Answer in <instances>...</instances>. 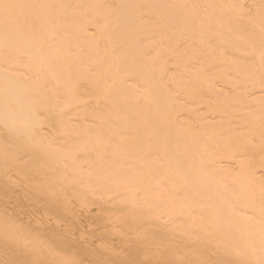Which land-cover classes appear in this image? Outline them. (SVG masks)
I'll return each mask as SVG.
<instances>
[{
    "label": "rangeland",
    "instance_id": "rangeland-1",
    "mask_svg": "<svg viewBox=\"0 0 264 264\" xmlns=\"http://www.w3.org/2000/svg\"><path fill=\"white\" fill-rule=\"evenodd\" d=\"M2 1H4V3H5V4L3 3L4 5L1 4ZM5 1L6 0H1V2H0V5H1L0 6L1 7L0 9L2 10V11L0 10V14L1 13L2 14H5L6 13V10H7V7L6 6H7V4H8L9 1H10L11 4L13 3L17 7H19V4L21 5L23 3L21 6L23 7L24 12H26L25 13V17H21L18 20V24L14 23L15 22L14 19L17 20V18H14L13 19L14 22H12V20H11L10 21L11 22V27L12 28L17 27V29H19V27H20L19 30L20 31L22 30L23 31L22 33H25V34L23 35L22 33H20V31H17L15 34L17 36L19 34V38H21V39H22V37H21L22 35L24 37V36H26V34L29 35L28 33H31L29 36H31L33 34L32 35L33 37L32 38L30 37V38H31V40L33 39L31 43H32V45L34 44L33 45L34 46L33 47L34 49H31V51L28 50L29 52L24 53L30 47L26 48V46H24V47L21 48L20 46L25 45V43L23 41H20L23 44H21L20 42H18L20 39L19 40L18 39L17 40L15 39V42L17 41L18 43L17 44H14V47H13V45L10 42H9L10 44L7 45V41L6 42L4 41L6 43L4 46H7L9 48L11 47L10 49H8L7 47L4 48L3 45H2L3 47L0 45V49L2 47V49L0 50V59H1V61H2L3 58L5 59V57L7 56L6 57L7 58V64L5 63L6 62L5 61L4 62L5 65H8V63H10V62H8V60L9 61L12 60V59H8V57L10 58V56H14V57L18 56L19 55L18 53H21L20 51H22V53H23V54H20V55H23V57H25L26 59L28 58L27 61L29 60V62H27V61L24 62L25 58H23L21 56V58L23 60L20 59L21 60L20 65L22 64V68H21V70L18 69L19 71L18 70L15 71V69L18 66L20 67V65H17L15 63V62L18 63V61H19L18 59L20 57L14 58V60H16L18 58L17 59L18 61L17 60L15 62H14V60L11 61V63L13 62V63L16 64L15 65V64L12 63V66H11L12 69H13V65L17 66L14 70H12V71H14V73L11 72V69H10L11 68L10 67L11 64H9V67L10 68H7L8 69V73L11 72L13 74V76H14L13 79L10 78V77H12L11 76V73H10V75H9L10 77L8 76L7 79L10 78L12 81L11 80H7L6 81L5 79L2 81L0 79L1 80L0 82L2 83V85H11L12 84L11 82H13V80L15 78L17 79V77L19 76V79L20 78L22 79V77H23L24 78L23 81L20 79V81L22 82V84L19 83L20 81L18 82L19 88L16 87V91L14 89L12 90V88H11L9 91L10 92L12 91L13 94H16L17 95V93H14V92H17L18 89L21 90L22 88H20V87L22 85L23 86V91L21 90V92L22 93L24 92V94L27 97H29V98H25L24 100H26V101L23 100L21 102L22 103V108H20L21 107L20 102L17 103V105L19 104V108L20 109H25L26 110V107H27L28 111L30 112V115H29V113H26V115H25V120L26 121L24 119L21 120V123L22 124L25 123L27 125V128L25 127L26 126L25 124L23 125L24 130L26 129L25 132H21V133L20 132L19 133L18 132H14V131H16L15 125L17 124V123L15 124V122H14V124H11V122L10 123L9 122H3V123L0 122V149L2 150V151L0 150L2 152V153L0 152V226H1L0 227V264H63V263L64 264H67V263L68 264H121V263L122 264H131V263H133V264H135V263L136 264H164V263L165 264H168V263H170V264H207V263L208 264H255V261L256 262L258 261L256 264H264V242H263L264 241V238H263L264 237V203H263L264 202V195H262V194H264V189H263L264 188V169L262 168V166L264 167V165H262V161H261V159L259 157L260 156L259 153H263L264 152V146H263L264 145V142H263L264 140H262L261 143H260L261 138L264 137V135H263V133H264V123H263L264 122V120H263L264 119V117H263L264 116L263 115L264 114V109H263L264 108V105L263 104L264 103L262 102L263 99L261 100V98L264 97V95H263L264 94V91H263L264 86L261 87V85H264V83H263L264 82V80H263V78H264V71H263L264 70V68H263L264 67V58H263L264 57V30H263V28H264V20H263L264 19V0H232V1L231 0H207V1L206 0H202V1L201 0H167V2L165 0H164L165 2L163 0H160V1L159 0H156L157 2L155 4H158V1L161 2L160 5H162V8L167 7V5L166 6L164 5L166 3L170 5V6L168 5V7L163 10V12L160 11V10H155L156 8H154V6H157V5H155L154 3H152V2H155V1H152L151 0L150 3H149V1L146 2L145 5L147 7L143 8L145 1L143 0L144 2L142 4V3H140L142 0H139L140 1L139 3L142 4V5L140 6V4H139V7L140 8L139 7L138 8H135L137 10L134 11L137 15H139L138 17H137V15H136V17H134L135 15L134 14L132 15V12L130 13L131 15L128 14L129 12L125 10L126 9L125 6H122L125 3L124 5L128 4L131 7L132 6L135 7L136 0H114V2H113V0L112 1L110 0L111 2H113L116 5H112L113 3H111L108 0H107V2H106V0L105 1H103V0H101V1L89 0V2H88V0H86L87 1V4L88 3L91 4V2H92V5H95L94 2H96V3L97 2L98 3L106 2L107 4L109 2V4H111V5L108 4V6H113L114 9H115V7L117 8L119 6H122V7L125 8L124 9V14L122 13L123 15H125V11H126L127 12L126 15L127 14L129 15L128 18H131L132 17L133 19L134 18H137L138 20L140 19V20L143 21V22L142 21H139V22H142V24L143 23L144 24H147V23L148 24L149 23L151 24L153 21H155L154 18L157 17L156 15L154 16V13L155 12L159 16H165L166 17V18L164 17L165 19L164 18L158 19L159 17H157V19L159 21L156 20L157 22L156 21L155 22H156V25H158L157 26L158 28H155L154 27L155 25H153V27H151V25H149L150 26V29H149L148 28L149 26L145 27L146 25L143 24L144 28H148V29H145V30H147V32H149L151 29L154 28L150 32L152 34V32L155 31L153 33V35H152L154 37L151 36L149 38V36L151 35L150 33H148L149 35H147L148 38L151 40L150 42H152L154 40L156 41V42L154 41V42L150 43V45H149V40H148L147 36H145V34L147 33V32L146 33L144 32L145 30H143V34L142 33L140 34V32H138V33L135 32L136 30L135 31L134 30H131V32H129V30L128 31L126 30L129 34L130 33H133V32H135L137 34V35H135L133 33L135 35V38L134 39L137 38L139 40L140 37L138 38V36H140V35H144L145 36V37L143 36L145 38L144 41L147 38V40H148L147 42L148 43L145 41L146 44H147L145 46H146V48L151 47L152 49L149 48L151 50L150 52H149V49L147 50L145 48L147 50V52H146L145 49H143L145 51L144 53H145L146 56H143L142 59L145 60L148 57L147 59L150 60L151 58L154 59V57H155V59L157 60V57H159L158 58V61H156L154 59L156 62L155 61H151V60H150L151 62H149V60H147L149 62V65H150L149 68L151 67L150 69H148V71H146V72H149L151 74V77H149L150 79L148 80V82L149 81L150 82L152 81V82H151V84H150V82L149 83L146 82V85L148 87L150 85H154L155 86L157 84L158 85V88H157V85H156L154 87L155 90H152L151 89V87L153 88V86H151L150 89H148L146 87V85L144 84L145 82L144 83L142 82L143 83V87H142V83L141 82H136V81H141V80L137 79L133 75L126 76L125 73H127V72H123L122 71V70H124L123 68H125V67L122 66L124 64V61L125 60L122 59L121 58L122 55L120 57L118 53H117V56H116L115 53L117 51L112 52L111 50H108V51L102 50L104 53L106 51V53H108V55H110V54L113 53L115 56H113V54H112L111 57H110L106 53H105L106 55L103 53V55H102L103 58H101V57L98 56L99 57L98 59L97 58L93 59L92 54H95L94 55V57H95L96 56V53L95 52L97 50L94 53H92L93 52L92 48L95 47V49H96V47L101 44V40H103V39H101L102 38V34L100 36L101 38L98 37V39H96L97 38V34L100 32V31L98 32L97 29H99L100 28L99 26H101V25L100 24H94V26L99 27V28H96V27H92V24H93L92 22L91 23L88 22L89 24H91V26H90L87 23V20L88 19L86 20L84 18V16L86 17V15L87 16L88 15L90 16V14H85L84 15V12H83V16L82 15L81 16H79V15L76 16V14H74L75 19H76V21H75V19H73L74 17L72 16V13L73 12L74 13H77V12H75V9H76V11H78L79 9H78V7L76 5H74V3H75L74 0L70 1L71 3L69 2V0L68 1L65 0V2L67 1L66 2L67 8L70 7L68 5L73 4V5H71L72 8L70 7L71 10L73 9V12L71 14L69 13L72 16V19H71V16L69 14H68V17H70L69 19L71 21H73V20L75 21V23L73 22L74 24H71L70 23L71 21L70 20L69 21L67 20L68 17H66L67 16L66 14H65L66 15L65 16L62 13V17H61V15L58 14L57 17H56L57 18V22H56V20H55L56 18H54L55 15L53 16L51 14L49 16L48 15L49 14L48 12H46V11L44 12L42 10V9H44L43 6H41L43 3H45V2L46 3H50L51 2L52 5L51 6H48V7H52L53 6L54 8L55 7L57 8L58 5H61L60 4L61 0H51V1L50 0H46V1L45 0L43 1L42 0V2H41V0L40 1L39 0H36L35 2H34V0H20V1L19 0H14L13 2H11L12 0H7L8 2L7 1L5 2ZM57 1H58V5H56ZM124 1H126L127 3L124 2ZM63 3H64V1H63ZM118 4H119V6H117ZM203 4H204V6H203ZM211 4H213V5H211ZM31 5H33L32 7H40L42 9L39 8L38 10L36 9L37 11L36 10H32L31 11V10H29V8H31ZM163 5H164V7H163ZM227 5H228V7H227ZM74 6H76L77 8L76 7L73 8ZM174 6L177 9H175ZM211 6L213 7V10H212V7ZM2 7H4V8H2ZM59 7H62V5L59 6ZM126 7H128V6H126ZM173 7H174V9H173ZM70 8L68 10H70ZM144 9H148V11H145ZM40 10H42V12ZM119 10H120V8H119ZM142 10H144V12H142ZM138 11H140L142 13H140ZM153 11H155V12L153 13ZM183 11L185 12L186 15L184 14ZM69 12H71V11H69ZM111 12H114V11H111ZM111 12L109 11V13H111ZM147 12H150V13L148 14ZM197 12H199V14ZM231 12H232V14H231ZM146 13H147V15H146ZM167 13L170 16H174L175 15L176 16V20H175L176 22L175 21H172L170 24H168L166 22L167 21V15H166ZM229 13H230V15L233 16V18L232 17L229 18V16H230ZM19 14H23V13H19ZM34 14H36V15H34ZM191 14H193V15L196 16V19L195 20L193 19L194 16H192ZM214 14H215V16H214ZM150 15L154 16V18L151 17ZM182 15H184V17ZM224 15H226V16L229 15V16L225 19L223 17ZM59 16H60V18H63V20H64V18H66L65 19V22L66 21H68V22L66 24H63L64 23L63 22L62 24L60 23L61 25H59L58 23L63 21V20L62 21L58 20L59 19ZM105 16H106V14H105ZM105 16L103 15V17H105ZM108 16H109V19H108ZM127 16H123V17L127 18ZM179 16H182V19H183L182 22L180 20L181 17H179ZM187 16H188V18H187ZM29 17H30V19H29ZM76 17H79V18H76ZM91 17L92 16H90L89 18H91ZM110 17L113 18L114 15L107 14L106 18L108 19V21L105 20L104 23H106V24L109 23V26H110V25L113 24V23H111V21L112 22H115L116 21L115 24L118 22L117 23V26L120 27L122 25V27H123V28L122 27L119 28V30H121L120 31L121 33H118V35L117 34L115 35V32L116 31L115 32L113 31V33H114L113 35L120 37L119 34H121V37L122 38L127 37V36L129 37V35L127 33H125L126 31H124L126 29L125 26H127L128 25L127 23H129V20L126 19L127 20V23L126 22H123V20H122L121 21L122 24L120 25L121 22L120 21H117L116 19H114L117 16H115L113 18L114 21ZM148 17H151L154 20L151 21V19L148 18ZM200 17H201V19H200ZM213 17H214V19H213ZM121 18L122 17H119L118 19L121 20ZM125 18H123L124 21H125ZM254 18H255V21H254ZM257 18L259 19V21H258ZM51 19L52 20L54 19L55 21H52V22H56L58 26L56 25V23H52L51 24V22H50ZM147 19L150 20V21H148ZM163 19H164V21H160V20H163ZM38 20H40V21L38 22ZM91 20H88V21H91ZM184 20H185V22H184ZM235 20H236V22H234ZM251 20L253 21V23H250ZM83 21L84 22L86 21L87 26H88V27L86 26L87 28H84L85 26H83V28H82L81 27L82 24H80L79 26H75L76 29H74L73 25H75L76 23L79 24L78 22L82 23ZM44 22H46L45 25H44ZM84 22H83V25L86 24V23L84 24ZM158 22H161V24L158 23ZM162 22H164V23L166 22L165 25ZM189 22H190V25H189L190 27H187L188 24H189ZM194 22H195V24L196 23H199V25L201 27H199L198 24L195 25ZM229 22H230V24H229ZM20 23H23V25L20 24ZM125 23H126V25L124 26L123 24H125ZM204 23L207 24L206 25L207 27L204 26L205 25ZM214 23L217 25V27L215 25H213ZM13 24H15V27H13L14 26ZM172 24H173L174 27L173 26H170ZM253 24H255V25H253ZM53 25L56 26L57 30H58V27L61 28L62 25H64L63 27L65 29H66V27H67V29L70 27L71 30L69 29V33H71V35L74 34V37H75L76 34H77L78 37L80 35L82 36L83 35V32H84V35L87 34V33H90V34H87L88 36L87 35L86 36L83 35L84 37H86L85 39H84V37H79L78 39L75 37V39H77L78 41L74 40V38L72 37L73 40H74L72 42H75L76 41V42H78V44H80V47H79V45H78V47H76L77 43L75 42L76 45H75V43H71V37H70L71 35L68 32H67V34H69L70 36L69 35L67 36L64 32L62 33L63 36H62L61 33H60L61 36H60V34L59 35L56 34V33H59L58 31H61V32L62 31H66V30H64L63 27H62L63 30L60 29V30L57 31L56 29H54L55 26H53ZM65 25H68V26H65ZM162 25H163V27H162ZM166 25L168 27H164ZM208 25L211 28H208L209 27ZM143 26H141L142 29H143ZM194 26L195 27L198 26V27L195 28ZM228 26H230L231 29ZM159 27H161V28H159ZM253 27H254V29H253ZM80 28H82V31H79V30H81ZM166 28H168V32H167ZM189 28H190V30H189ZM220 28H222V29H220ZM235 28L237 30L235 32H232V31L235 30ZM38 29H40V31ZM48 29H49L48 32H50V34H49L50 36H51V32L54 29V30L57 31V32L56 31H53L54 33L56 32L55 34L54 33L52 34V36L54 38L56 37L54 35H57L59 37H56V39L57 38L59 39L60 37H61V39L63 38L64 40L66 39L67 41L70 39L69 41H70L71 44L68 43L69 41L66 42L67 44H64L65 42H63V39L61 41V42H63V47L62 46L59 47V45H61V44H59L60 40H58L59 41L58 42L56 39H53V41L55 40L56 43L54 44L55 41L52 43V40L51 39L53 37L51 38V37H49L47 35L48 34L47 33V30ZM85 29H88L89 31L87 32V30H85ZM107 29H108V27H107ZM157 29H159L158 32H157ZM169 29L171 30V32H169L170 31ZM194 29H197L198 31L201 30V32H199L201 35L198 33L197 30H194ZM223 29H224V31H223ZM72 30H74V33L73 34H72V32H73ZM75 30H76V33H75ZM109 30H110V28H109ZM119 30H117V31H119ZM140 30H141V28L138 31H140ZM160 30H162V32H160ZM212 30L218 31V32L215 33V32H212ZM227 30L230 31L231 34H233V37L230 35V33L227 34L228 33ZM250 30H251V32H250ZM259 30H261V31H259ZM94 31H95V33H94ZM123 31H124L125 35L127 34V36H124ZM164 31L167 32V33H165ZM256 31H257V33H255ZM80 32H82V34H80ZM91 32H93V33L91 34ZM141 32H142V30H141ZM192 32H194V33H192ZM219 32H222V34L219 33ZM248 32H250V33H248ZM44 33H45V36L46 37L42 35ZM100 33H102V32H100ZM159 33H165V35H162V34H159ZM240 33H241V35H240ZM242 33L244 34V36H243ZM111 34H112V31H111ZM155 34H157V35H155ZM216 34L217 35L218 34L219 35L221 34V36L223 35L224 38L227 36L226 37L227 39L226 38L225 39L223 38L225 40V42H227L228 35H229L230 36L229 39H231V40L234 39L235 40V41L234 40H232V41L230 40V42L232 44L229 42V45L231 44L232 47H233V44H234L233 41H234L235 42V46L238 45V46H236V48H238V49H236L234 47L233 49L234 50L236 49V50L235 51L232 50L233 52H231V50H230L232 48V47H230L231 45L229 46L230 48H228V46L224 45L225 44L224 41H223L224 44H223V42L221 43V41L223 40L222 37H220L219 35H218L219 37H217ZM249 34L252 35V36H250ZM91 35H92L93 39L90 38ZM93 35H95V36H93ZM98 35H100V34H98ZM113 35H112V37H113ZM130 35H131V38L133 39L134 36L132 34H130ZM160 35L164 39H165V36H166V38H168V37L171 36L170 38L172 40L170 38H168L164 42V39ZM193 35H194V38L192 37ZM234 35H236L235 36L236 39L234 38ZM255 35L257 37H255ZM259 35H262V36H259ZM38 36H39V39L40 40L38 39ZM64 36L66 38H64ZM156 36L159 39L156 38ZM42 37L45 40L44 43H43V41L40 42ZM110 37H111V35H110ZM198 37L203 38L202 39L203 42ZM216 37L219 38V39L221 38L220 39L221 46L223 44L225 47L224 46H222V47L223 48H227L230 51L229 53H232V54H230L229 57L227 56L228 50H226V49H225L226 50V54L225 53H222V54H225L226 55V56L223 55L226 58L225 57H221L222 56L221 52L224 51V49H222V47H220V45L218 46V44H220V43L218 42L219 40L216 39ZM237 37L238 38L241 37V41L242 42L240 41V38L238 39ZM261 37H262V39H261ZM36 38L39 41H37ZM46 38H47V40H46ZM114 38H116V37H113L112 38V41H113ZM131 38L129 37L128 39H131ZM161 38L163 39V41H162ZM212 38H214V39H212ZM256 38H258V39H256ZM34 39H36V40H34ZM190 39L193 40V41L195 39H198V40L192 42V41H190ZM249 39H251V42H253V39H254V42L253 43H255V44H252L253 46L249 43L250 42ZM94 40H96V41L98 40L99 45H96V42ZM136 40H133V42L136 41ZM140 40H139V42H141V43L144 42L143 41V38H142L141 41ZM159 40H161L162 44H160ZM205 40L206 41L209 40V42L207 41V44L209 43L208 45L207 44L204 45ZM214 40L216 42V43H214V44H216L215 48H214V45H213ZM35 41L37 42V44H39V45L41 44V45L38 46L35 43ZM119 41H121V39H119L118 42ZM122 41H124V40H122ZM210 41H212V42H210ZM236 41L237 42L239 41V42L237 43ZM247 41H248L249 44L248 43H243V42H247ZM4 42H2V43H4ZM50 42H51L52 45L53 44L54 45L52 46L50 44ZM124 42H126V41H124ZM131 42H132V40H131ZM131 42L128 41L127 42L128 45H129V43L131 44ZM19 43H20V45H19ZM47 43L49 44L48 45L49 46V49L48 50L46 49ZM136 43H137V41L135 42V44ZM144 43H142L140 45H139V43L136 44V46H137L136 48L139 50V48L141 47V45H143ZM163 43L165 45H163ZM0 44H1V38H0ZM81 44L82 45L84 44V45L82 46ZM90 44H91V46H90V49H89L88 46ZM151 44H153V45L151 46ZM257 44H258L259 47L256 46ZM68 45H70V46L72 45L71 47H69V48H72V49L69 50ZM131 45H134V44H131ZM131 45H129V46L131 47ZM148 45H149V47H148ZM158 45H161V46H158ZM242 45H244V46L242 47ZM249 45H251L252 48ZM254 45H255V47H254ZM261 45H263V46L261 47ZM42 46H43V48H41ZM64 46H65V48H64ZM203 46H204V48H203ZM82 47H85V48L83 49ZM132 47H135V46H132ZM142 47H144V46H142ZM212 47L215 49V51L217 49L216 47H218V49H217L216 52H217V54H219V56L221 54L220 58L216 56L217 54H215V52L214 53L212 52V50H214V49L211 50ZM61 48L62 49L64 48V50L65 49L66 50L65 51L64 50H61L60 51ZM136 48H134V49H136ZM168 48H170V49H168ZM206 48H207L208 51L210 50V53L208 51H205ZM260 48L262 49L261 51H259ZM19 49H20V51H18ZM43 49H45V50H43ZM79 49H81V50H79ZM137 49H136V52H138ZM249 49H250V53H249L250 55L248 53H247L248 55H246V52ZM256 49H258L259 52H257ZM38 50H39V53H38ZM67 50H69V51H67ZM71 50H73V51H71ZM11 51L13 53H10V56H9L8 52H11ZM244 51H245V54L242 53ZM15 52H18V53H15ZM32 52H34V53H32ZM75 52H76V54H75ZM79 52L80 53L84 52V54L82 53V55L84 57L83 56H80V53ZM89 52H90L91 55L89 54ZM133 52H135V51H132V53ZM206 52H208V53H206ZM261 52H262V55H261ZM14 53L16 54V56L15 55H11V54H14ZM62 53H64V54H62ZM162 53L164 54V56H163ZM233 53H234V55H233ZM257 53L258 54L260 53V54L257 55ZM28 54H33L35 57L33 55H30V57H29ZM56 54H58V57H57ZM138 54H140V53L138 52ZM157 54H158V56H157ZM212 54H213L214 58H216V59L219 58L220 60L218 62L216 61V59L214 60L212 58L213 57ZM240 54H242L243 56L245 55V57H242ZM251 54H252V56H251ZM134 55L135 54H130L129 55V58H131V56H133V59H135L134 61H136V56L138 57V55H136L135 57H134ZM142 55H143V52L139 56H142ZM169 55H171V56H169ZM173 55H176L177 57L176 56H173ZM206 55L207 56L210 55L211 56V59H206ZM232 55L235 58L234 59L235 60L234 62L232 61L233 59L231 58V57H233ZM50 56H51V58H50ZM104 56H106V58H104ZM118 56L122 59V65H120L121 66V70H120L121 72H117V74H118L119 77L117 76L118 78H115L118 81V83L115 80L113 81L112 80L113 78L110 77V76H108L109 74L108 75L107 74L105 75V73H103V71L102 72H99L98 71L99 68L97 69V67H96V69H97L96 71H98L99 73L98 72L97 73L100 74V75L97 74V76L95 77V75H96L95 72L96 71L95 72H92V71L95 70V68H94V65L95 64H97V66H98V64H100L99 62H102L103 61L101 59L106 60L107 58H109L110 60H113L114 59L113 57H116L114 60H116L118 58L117 59L118 60L117 62H119L121 59ZM123 56H124V54H123ZM203 56H205V57H203ZM238 56H240L239 57L240 59L237 60ZM258 56H260L259 57V60L257 58ZM46 57H47V59H46ZM90 57H92V59ZM161 57L163 58L162 59L163 60V63L166 60H167V62L164 63V64L161 63L162 61H159V60H161L160 59ZM184 57H185V59H184ZM31 58H34V62H33V60ZM207 58H209V57H207ZM227 58H229L228 59L229 61L227 60ZM230 58H231V61H230ZM42 59L44 60V62H43ZM48 59H51V60H48ZM86 59H87V61H86ZM96 59H97V62H96ZM109 59H107V60H109ZM133 59L132 60L130 59V60L133 61ZM139 59H140V57H139ZM252 59H254V61H252ZM61 60H63V61H61ZM72 60H74V61H72ZM202 60H203V62H201V63H203L205 65V67L202 66L201 63H199ZM225 60H227V62H225ZM250 60L252 62H250ZM1 61H0V63H3V61L2 62ZM47 61H49V62H47ZM56 61H57V63H56ZM93 61H95V62H93ZM209 61H211L212 63H213V61H215L214 64H212V66L214 65L215 68H214V66L213 67L211 66L214 70L213 69H210L211 67L209 65L211 63ZM220 61H222V62H220ZM23 62H24V64H23ZM26 62H27V65H25ZM36 62L40 66H38V64ZM46 62L50 65L48 68L46 66V64H47ZM50 62H53V64L56 67H53L52 63H50ZM83 62H85V63H83ZM133 62H129L128 64L130 66L128 67V64H127V68H130L131 67V64L133 66L137 65V64H134ZM159 62L163 65V67H161V64ZM188 62H189V64H188ZM230 62H232L233 64L234 63H237L235 65V68H234V66H232L233 64H231ZM248 62H249V64L250 63L251 64L254 63V64L257 65V66H255L253 64V66H254L253 67L254 68V72L252 70L253 69L252 67H250L249 65H248L249 67L247 66ZM32 63H34V64H32ZM35 63H36V66L37 67H39V68L41 67L40 71L41 72L44 71V74L45 75H42L40 73L39 68H36ZM222 63H223V66L222 67L228 66V65H226V63L227 64H230L227 67V69H230L231 68L230 70L233 71V72L230 71V73H228L226 75L227 78H224V76H225V73L227 71L229 72V70H227L225 68L226 71L225 70L223 71L222 70L223 68H221ZM78 64L79 65L81 64V66H79ZM82 64H84V65H82ZM118 64H120V63H118ZM125 64H124V66H126ZM153 64L154 65L156 64V65L154 66ZM3 65L4 64H1L0 67H3ZM159 65H160V67H159ZM185 65L186 66L188 65L187 66L188 68L185 67ZM244 65L247 68H245ZM101 66H102V63H101V65L99 67H101ZM120 66H119V69H120ZM206 66H208V68ZM242 66H243V68H245V71L249 68V71L250 72H248V73L251 75V77L254 76L253 78L255 80L254 79L252 80V78L250 80L249 75H247L248 77L245 75V74H247V72H245V74H244V72H243L244 69L241 68ZM30 67H31L32 70L31 69L29 70ZM51 67H53L55 70H53V68H51ZM86 67H88V68H86ZM152 67H154V68H152ZM255 67H256V69H255ZM257 67H259L260 71H259V69L257 70ZM4 68L5 67H3V69ZM34 68H35V70H34ZM85 68L87 70H90L91 69L92 71L91 70L90 71L92 73L90 74V71L85 70ZM155 68H157V70ZM159 68L160 69H163V71H165V72L161 71ZM218 68H220L219 69V72H217ZM240 68L242 69V72H241V70H239ZM9 69H10V72H9ZM45 69H47L46 70L47 73L45 72ZM69 69L70 70L72 69V70L70 71ZM83 69L85 70V72H89V73H85L83 71ZM119 69H117V70H119ZM186 69H187V71H186ZM215 69H217V70H215ZM36 70L39 71V73L38 72L36 73ZM52 70L55 71L56 73H59V74H56L55 72L53 73ZM81 70L85 74L80 73V72H82ZM100 70H103V69L100 68ZM125 70H127V69L125 68ZM130 70H131V68H130ZM150 70H151V72H150ZM154 70L155 71H158V72H155ZM221 70H222V72H221ZM238 70L241 73H238ZM5 71H6V68L4 69L3 72H1V68H0V72H1L0 75L1 74L2 75H7L8 73H7V71L6 72ZM17 71L20 72L23 76L21 77L19 75L20 73L18 74ZM23 71H26V72H23ZM78 71H80V72L78 73ZM256 71H258V72H256ZM15 72H17V74ZM63 72H64V74H63ZM119 73L120 74L123 73V74H121L123 76H121ZM220 73H222V74H220ZM233 73H238V74H233ZM256 73H257V76H258V74H260L261 77L260 76L259 77L260 78L263 77V78L260 79L259 77L257 78V76H256V78L258 79V80H256L255 75H254ZM36 74H41L44 79L41 76L38 77ZM92 74H93L92 79L89 78L90 80H92V82L90 80L87 81L88 80V77H91ZM102 74H104V76ZM154 74L157 77L156 76L154 77ZM53 75L54 76L56 75V76L54 77ZM152 75H153V78H152ZM218 75H219V77H217ZM228 75H229V78L231 77V79H233V80L228 79ZM36 76L39 79L36 78ZM102 76H103V78L106 77V76L107 77L103 79L104 82L101 83L102 84L101 85L102 87H99L98 88L97 86L94 85V82H95V79L97 81V77H98L99 80L102 79ZM129 76L132 79H130ZM28 77L29 78L32 77L30 79L33 80V81L31 82V80ZM120 77H121V79H120ZM126 77H128V79H129V80L127 79L128 80L127 81L128 83L125 81ZM133 77H135V79ZM27 78H28V81H27ZM84 78H86V81H85ZM151 78L153 80H151ZM45 79L46 80L49 79L51 82H49V80L47 82ZM106 79H108V81ZM235 79H236V81H235ZM29 80H30V82H29ZM65 80H66V82H65ZM71 80H73V81H71ZM110 80H112L113 82L110 81ZM230 80L233 81V82L235 81L234 84H235V86H237V88H236L237 92L235 90H232L231 89L232 88L231 85H234L233 83H227L226 82V81L229 82ZM262 80H263V82H262ZM4 81H6L7 84ZM24 81L29 82V83H27L28 85ZM37 81H39V82H37ZM61 81H63L67 86H65V84L63 82H61ZM101 81L102 80H100V82ZM242 81L243 82L246 81L245 83H247V84L243 83ZM254 81H256V82H254ZM8 82H10V83L8 84ZM34 82L35 83H38V84L35 86L33 84ZM57 82H59L58 83V86H56L57 85ZM225 82L227 83V85H226ZM251 82L254 83V84H251L250 85L249 83H251ZM260 82H262V84H260ZM49 83L50 84L51 83H53V84L55 83V86H53L51 84L53 86V89H50L52 86H50ZM107 83H109L111 85H109ZM132 83L135 84V85H133ZM152 83H154V84H152ZM258 83H259V87L257 85ZM90 84H92V86H90ZM117 84H118V86L121 85V84H124V85L116 88ZM59 85H61L60 86L61 88L59 87ZM112 85H113V88H112ZM114 85H116L115 88L117 90L114 88ZM127 85L128 86H131L132 88L131 87L129 88ZM167 85H168V88L169 89H166L167 88ZM248 85H250V86H248ZM254 85H255L256 89H255ZM25 86H26V89L28 88L27 90H29L32 93H30L28 91H24ZM40 86H42L41 87V90L42 91L38 89V88H40ZM83 86H84V88H83ZM105 86L108 88V90L109 89L112 90V93H111L112 94V99H115L114 102H116V103H114L113 100L111 99V97H109L111 95L110 93H108L110 90L107 92V88H105V91H104V87ZM144 86L146 87V89H145ZM160 86L162 87V89H164L163 90L165 92L164 94L165 95L167 94L166 96L167 97L169 96L171 98L167 99V97H164V94H162L163 91L162 90L160 91V89H159ZM163 86H164V88H163ZM246 86H248V87L246 88ZM35 87H37L36 89L38 91L35 89ZM55 87H56V89H55ZM122 87H124L125 89L128 87L127 90L130 89V91H131V89H132V92H129V91L127 92V90L125 91ZM65 88L67 90H69L68 94L63 93V91L65 92V90H66ZM120 88H122L123 92H122V90H120ZM142 88L145 89L144 91L147 90L146 93H144L143 91H141ZM57 89L59 90V92L57 91ZM60 89H62V90L64 89V90L63 91L61 90V92H60ZM118 89H119V91H121L120 93H122V94H120V93H118V94H120V97L122 99L125 98L124 99L125 101H127L126 98H128L129 96H131V95L128 96L127 95L128 93L132 94V97L133 98H136L138 100L137 101L135 99V102H134L133 101L134 99L132 98L133 99L132 100L130 98V100H132L131 101L132 104L133 105H136V106H134V108H132V109H134V111H131L132 110L130 108L131 102L129 104V101H127L128 102V105H127L126 104L127 102L124 101L125 102L124 103L120 97L117 98V96H116L114 98V95L117 94L116 91L119 92ZM133 89H135V90H133ZM158 89H159V91L161 93L158 92ZM245 89L247 90V93H249L250 95H248L246 92L245 93L247 95L244 92H242V91H245ZM254 89H255V91H254ZM34 90L37 91V92H40V93H37ZM67 90H66V93H67ZM113 90H116V91L114 92ZM148 90H150V93H149ZM156 90H157V94H156V92L154 93V91H156ZM46 91L47 92L49 91L50 95L53 96V97H51L49 95V93L47 94ZM124 91L126 93H124ZM135 91L136 92L138 91V93L141 91L139 94H141L143 92V95L147 94V92H148V95L147 96L145 95V97L144 96L142 97V95H141V97H140L139 95H134L136 93ZM227 91H228V93H227ZM230 91H231V94H230ZM133 92H135V93H133ZM151 92L153 94H156V95H158V93H159L160 95L163 96V97L162 96L160 97V95H159V99L161 98L163 100V99L166 98L163 101L170 100L169 102L170 103L172 102V103L171 104H168V105H170V107L172 105V107L171 108L170 107L169 108H166V107L165 108L164 107L162 108V107H158V106L156 107L154 105L155 104L154 97L157 98L158 96H156V95L153 96L151 94ZM259 92H260V95L261 96L258 94ZM26 93H28V94H26ZM59 93H60V96H59ZM138 93H136V94H138ZM238 93L239 94L240 93H242V94L244 93L245 96L242 95V94H240V96L237 98V96L239 95ZM251 93L253 94L252 96H251ZM30 94H31V96H30ZM124 94H126V95H124ZM150 94H151V98H150ZM33 95H34V97H33ZM95 95H96V97H95ZM105 95L106 96L108 95V97H106ZM225 95L228 96V97L224 100ZM69 96L72 99H70ZM104 96L106 97V101L110 99L109 100L110 103L112 101L113 104L111 105L107 101V103L110 104V105L107 104V107H105L106 106L105 101H101V100H105V97ZM246 96H247L248 100L246 98H241V97H246ZM255 96H256V98H259V96H260L261 103L257 101L258 99H254ZM42 97H44V98L47 97L46 100L48 102L46 101V104L44 103L45 101H43V100H42L43 101L42 103H39V101L42 99ZM202 97L204 98V100H203ZM50 98H51V101H50ZM156 98H155V101H156ZM218 98L221 100V103L219 102L220 100ZM118 99H119V101H118L119 102V105L121 103L120 107L122 106L121 108L119 107L120 109L119 108L116 109V107H118V104H117L118 102L116 100H118ZM120 99L124 103V105H122L123 103L120 102ZM161 99L158 100V102L159 101H162ZM215 99L216 100L218 99V101H217L218 104L216 103ZM234 99H236V101H237V102H235L236 104L235 103H232V100H233V102L235 101ZM243 99H245L244 100L245 102H246V100L247 101H250V102H248L249 104L246 103L245 104V107L242 109L243 111H245L244 113L240 110L241 109V105L240 104H242ZM95 100H96L97 103L95 102ZM128 100H129V98H128ZM145 100H147V101H145ZM201 101H203V102H201ZM211 101L212 102L215 101L216 104L215 103H212ZM222 101H226V103L224 104ZM102 102L105 103V104H103ZM210 102H211V105L212 106L213 105H215V106L212 107L210 105ZM251 102H252V104H251ZM29 103H33V104H29ZM49 103L52 106H50ZM98 103L104 105L103 108ZM136 103H138L141 107L138 106V104H136ZM34 104H35V106H34ZM47 104H49V106ZM76 104H77V106H76ZM97 104L100 107L97 106ZM115 104H117V106L115 107V110H114L113 109L114 108L113 105H115ZM24 105H25V108L23 107ZM55 105L57 106L58 109H56V106ZM218 105H219V107H218ZM220 105H222L223 107L220 106ZM227 105H230V106L227 108ZM233 105H235L234 107H236V106L237 107L236 108H233ZM248 105H250V108L248 107ZM37 106H40V107L38 108ZM43 106H44V109H43ZM124 106H126V107H124ZM185 106H187V107H185ZM242 106H244V105L242 104ZM259 106H260V108H259ZM36 107H37L38 110L36 109ZM68 107H70V109ZM108 107H109V109H108ZM135 107L138 108V109H136ZM155 107H156V109H155ZM216 107H218V108H216ZM251 107H252V109H251ZM30 108L33 111V115H32V111L29 110ZM50 108L52 109V111H51ZM59 108H61V109H59ZM96 108L98 110H96ZM208 108H210V110ZM230 108H233L234 110L233 109H230ZM246 108H248V110L251 113H248L247 112L248 110ZM257 108H259V109L262 108V109L259 110ZM80 109H82V110H80ZM175 109H177V112L178 111L179 112L177 113ZM213 109H215V110H213ZM35 110H36V112H35ZM92 110L93 111L95 110V111L93 112ZM101 110H103V111H101ZM141 110H142V112H140ZM157 110H159V111L157 112ZM183 110H184V112H183ZM211 110H213V111L211 112ZM221 110H223V111H221ZM226 111H227V113H226ZM76 112H79V113H76ZM132 112H134L133 113L134 115L132 114ZM146 112H147V114L148 113L149 114L147 115ZM190 112H192V113H190ZM229 112H230V114H228ZM246 112L249 115H247ZM261 112H262V114H261ZM63 113H64V115H63ZM142 113H143V116H140V115H142ZM169 113H173L172 114L173 116L172 115H169ZM214 113H216V114H214ZM65 114H67V115H65ZM51 115H53V116H51ZM239 115L242 118L244 116L247 121H248L249 118H251V119H249L250 121L248 122L249 123L248 124L249 127L246 124V122H247L246 120L245 121H242V120L239 121L238 120V118L240 117ZM253 115H255L254 116L255 118L253 117ZM256 115H258V117L261 115L260 117H262V118H258V117H256ZM146 116H148V117H146ZM150 116H151V118H150ZM224 116H225V118H224ZM233 116H235V117H233ZM246 116H248L249 118L246 117ZM27 117H28V119H27ZM50 117H52V118H50ZM107 117H108V119H107ZM229 117L231 119L234 118L235 120H231ZM241 117L239 119H242ZM62 119H63L64 122L62 121ZM68 119H70V120L68 121ZM169 120H171V121H169ZM225 120L226 121L228 120L229 122L230 121H233V122L230 123L231 125H229V122L227 123ZM38 121H39V124H37ZM157 121H158V123H157ZM56 122H58V123H56ZM68 122H71L72 124H70V123L68 124ZM121 122H124V123H121ZM126 122H128L130 125L128 123H126ZM220 122H224L223 123V124H225L224 127H223V124H221ZM244 122H245L246 125L244 124ZM251 122H253V123H251ZM257 122H258V124L255 125V123H257ZM259 122H260V124H259ZM100 123H101L102 126L100 125ZM211 123H213V125ZM89 124H90V126H89ZM133 124H134V126H133ZM173 124H174V126L175 125H177V126L174 127ZM72 125H74V126H72ZM184 125L186 126V128H185ZM226 125L228 127H230V126H232L233 128L235 127V129H233V128H229L228 129V127H226ZM37 126H38V128H37ZM124 126L126 128H127V126H129V127L126 130V128ZM161 126H163V127H161ZM191 126L192 127L194 126V127L192 128ZM211 126H214L216 129L222 130L220 132L217 130L221 134H219L217 131H216V133L213 132L214 130L209 131L210 129H215L214 127L211 128ZM103 127H105V129ZM8 128L10 130H8ZM100 128L102 129V132H101V129ZM120 128H121V130H120ZM141 129H143V130H141ZM177 129H179V130H177ZM225 129H226V131H225ZM230 129H232V130L229 131ZM11 130H12V132H11ZM166 130H168V131H166ZM103 131L105 133H103ZM228 131L234 133L231 136L233 138H235L234 137L235 135H238V137L236 136L235 139L239 143L240 142H245L248 139V141H246V143L249 144L250 147L248 149L251 150V152L250 153L248 152L249 154L245 153L246 155H243V158L245 159V157H246V159L245 160L242 159V160H244V162H246L248 164L244 163L245 164L244 165L243 162L241 161V163L239 165V164H236L234 161H232L233 160L232 157H235V154L238 153L236 156H239V153H240V155H242V154H241V152H239L238 149H237L238 151H235V149H233L231 147V145L229 144L230 141L228 140V138H229L230 135L227 136V134H229ZM146 132H147V135H146ZM154 132H156V133H154ZM167 132L170 133V134L168 135ZM177 132H179L180 134L177 133ZM208 132H212V134L211 133H208ZM250 132H251V134H250ZM17 133H18V135L20 134L19 137H18ZM58 133H59V135H58ZM62 133H64V134H62ZM106 133H109V137H108V134H106ZM163 133H164V135H163ZM258 133L260 134L259 137H258ZM14 134L17 135L16 137L20 138L17 142H16V139L17 138L16 139L14 138V136H15ZM173 134H174V136H173ZM208 134L212 135V137H209L210 135H208ZM252 134H255V138L256 139H252L254 137V136H252ZM180 135H182V136L180 137ZM204 135H205V138H204ZM215 135L218 136L217 139H216L217 136L215 137ZM261 135H263V136L261 137ZM50 136H51V138H50ZM206 136H208V137H206ZM213 136L215 137V141H213V139H214ZM225 136L227 137V139H226ZM249 136H250V138H249ZM167 137H168V139H167ZM172 137H174V138H172ZM224 137H225V139H224ZM245 137H248V138H245ZM12 138H14V139H12ZM183 138H185V139H183ZM211 138H212V140H211ZM219 138H221L222 140H224V142L221 140L222 143H219V141H220ZM7 139L10 140L11 142L8 141ZM21 139H23V140H21ZM241 139L242 140L245 139V140L241 141ZM20 140L21 141H25L26 140V142L25 143H22ZM188 140H189V142H188ZM225 140H228L229 141V143L226 142L229 145H227L225 143ZM46 141H47V143L49 142L48 147H47ZM149 141H151V142H149ZM205 141H206V143H205ZM209 141L210 142L213 141L211 143V145H210V142ZM7 142H9V143H7ZM207 142H208L209 145L207 144ZM248 142H252V144L255 143V145H259V146H255L254 145L255 148L253 149V147H252L253 145L252 144L250 145V143H248ZM262 142H263V144H262ZM17 143H18V145H17ZM20 144H22V146ZM161 144H163V145H161ZM165 144H167V145H165ZM221 144L222 145L224 144L226 146H224V145L222 146ZM260 144H262V147L260 146ZM27 145L30 146V147H28ZM197 145H199V146H197ZM16 146H18L19 148L18 147L16 148ZM106 146H108V148ZM195 146H197V147H195ZM206 146H209V148L206 147ZM212 146H214V147H212ZM20 147H23V148H20ZM24 147H26V148H24ZM51 147H53V148H51ZM116 147H117V149H116ZM185 147H186V149H185ZM261 148H262V151L263 152L260 150ZM105 149H107V150H105ZM114 149H115V151L117 150V151L121 152V154H119V152L116 151L117 154L115 152L114 153L115 154V157H114V154H113ZM163 149L165 151H167L170 155L171 154H174L177 151V149H179L177 151L178 154H179V155L177 154L178 155V158H177V155H176L177 152H176L174 155H171V157L174 156V157H172V159L174 158L175 161H173L172 159H170L171 158L170 157L169 159L171 161H173V162H171L170 160H168V163H167V160L166 159H168V158L165 157V156H167V154L165 156L160 155L161 152H165ZM31 150L34 151L37 154V157L38 158L32 156ZM230 150L231 151L234 150V151L230 152L231 156H230L229 153H227ZM12 151H14V152H12ZM38 151H39L40 154L42 153V155H40L38 153ZM95 151L98 152V154L96 153L98 156L95 154ZM224 151L225 152L227 151V152L225 153ZM170 152H172V153H170ZM179 152H181L183 154L180 155L181 153H179ZM208 152H210V153L208 154ZM234 152H236V153H234ZM126 153L128 155L129 154L130 155L129 156L126 155L127 158H124V155L123 154H126ZM232 153H234V154H232ZM1 154H3V155H1ZM38 154H39L40 157H43V158H40L38 156ZM110 154H111V156H110ZM221 154H222V156H221ZM206 155H208V156H206ZM219 155L222 158L219 157ZM225 155H226V157H225ZM1 156H4V158H6L5 160H7V161H5L4 158H2ZM121 156H123V158ZM145 156L147 158H149L150 160H148ZM31 157H33L34 159L31 158ZM113 157L114 158L118 157V158H116L117 163H115L116 160H114ZM143 157H144V159H143ZM159 157H161V158H159ZM200 157H201V160L202 161L200 160ZM228 157H231V158L229 159ZM247 157L249 159V162H247ZM128 158H131V159L128 160ZM122 159L123 160L125 159V160L123 161ZM138 159H140L141 162H143L146 159V161H149V163L151 162L152 164H155V163L158 164L159 163V166L157 167L156 164L155 165H151V163H150V165L147 164V166H145L143 164L144 163L146 164V162L144 161V163H140V160L137 161ZM151 159H152V161H151ZM160 159H161V161H160ZM162 159H164L165 161H163ZM206 159L214 160V161H216L217 165H220L221 166L217 170V171H219L218 173H217L216 170H214L216 173L215 172H212L213 171L212 170L213 168L210 166V164H209V166L207 168H205L208 165V160H206ZM11 160L13 161V163H10L9 164V161L12 162ZM121 160L123 161V163H120ZM155 160H157L159 162L157 163V161L155 162ZM191 160H193V161H191ZM113 161H114V164H113ZM118 161H120V162L118 163ZM129 161H130V163H129ZM169 161H170V163H169ZM5 162L8 163V164H5ZM50 162H51V164H50ZM109 162H111V163H109ZM131 162L132 163L134 162V164H135V162L138 163V164L136 163L138 165V166L136 165L138 167V169H136V171H134L135 169H132L135 165L132 164ZM153 162H155V163H153ZM195 162L198 163V167L199 168L200 167H203V168H205L204 169L205 171L208 169V171L210 173H208L207 171L205 172L203 169L202 170H203V173L205 175L204 174H201L200 175L198 173L195 174L196 172H198L196 170H195L196 172L193 170V172H195V173H191V171H192L191 169H190L191 170L190 173L192 175L189 174L188 172H185V171H189V166H190L189 164H191V163L194 164ZM260 162H261V164H260ZM98 163H99V165H97ZM71 164L73 166H71ZM131 164L134 165V166H132ZM252 164H253V167H252ZM29 165H32V166H29ZM74 165H75V168H74ZM199 165H201V166H199ZM242 165H243V167H242ZM136 166H135V168H136ZM194 166H192V164H191L190 167H193L194 168ZM245 166L246 167H249V169H250V167H252V170L247 172L244 169V171H242L241 168H244ZM183 167H184V169H182ZM209 167H210V169H209ZM258 167H261V168H258ZM226 168H228V169H226ZM254 168H256V169H254ZM92 169H94L95 171L94 170L92 171ZM128 169H132V171L131 170H128ZM185 169H187V170H185ZM99 170H101V171H99ZM149 170H150V172H147ZM165 170H168V171L170 170L172 172L174 171L173 174L175 175V177H174L173 174H171L172 172L169 174L170 171L167 172ZM181 171H182V173H181ZM138 172L141 173V174H139ZM242 172L244 173V176H246V175L247 176L246 177L242 176L243 175ZM212 173H214V174H212ZM223 173H225V174H223ZM229 173L231 175H229ZM84 174H86V175H84ZM148 174H151L152 176L151 175H148ZM187 174H189V175H187ZM146 175H148V176H146ZM171 175H173V176L171 177ZM215 175H218V177L215 176ZM225 175H228V176H225ZM250 175L252 176V178L250 177ZM254 176H255V179L256 180L253 178ZM211 177H214L216 180L214 178H211ZM170 178H172V180H170ZM246 178L249 179L248 182H247V179ZM148 179H150V180H148ZM92 180H94V181H92ZM101 180H102V182H101ZM194 180H195V182H193ZM240 180H242V181H240ZM155 181L156 182L159 181L158 184L160 182H162V184L160 183V185L158 186V184ZM169 181H170L171 184H169ZM206 181L207 182H211L212 183V186H210V187L207 186V185H211V184L206 183ZM185 182H187V183L189 182V183L187 184ZM214 182H215V184H214ZM261 182H263V183H261ZM192 183L193 184H197V186H200V187L196 188V185H194L195 186L194 187ZM204 184L206 185L207 188H209V189L211 188V190L209 191L207 188H205V185ZM213 184L214 185L218 184V185H216L218 189L216 188V186H215V189H214L213 188ZM252 184H255V186L252 185ZM162 187H164L163 188L164 190L162 189ZM165 187H166V189H165ZM167 187L168 188L171 187V188H169V190H168ZM203 187L206 190L203 189ZM172 190H174V191H172ZM199 190H201V191L203 190L202 191L203 194ZM155 191H156V193H155ZM209 193H211V194H209ZM50 196H52V197H50ZM113 196L116 197V198H118L119 200L118 199H115ZM166 196H167V198H166ZM173 196H174V198H173ZM215 196H217V198H215ZM227 197H229V198H227ZM193 198H195V199H193ZM218 198L221 199V200H218ZM49 199L52 200L53 202L50 201ZM242 199L245 200L246 203ZM170 200H173V201H170ZM196 200H197V202H195ZM157 201H159V202H157ZM232 202H234V203H232ZM227 203H228V206L226 205ZM240 203H243V205L240 204ZM252 203H253V205H252ZM129 204L132 205L131 208L133 207L135 209L134 211L132 210L133 208L132 209L129 208L130 207ZM134 205H136V206L134 207ZM155 205H156V207H155ZM204 205H206V206H204ZM224 205H225V207H224ZM234 205H236V206H234ZM256 206H257V208H256ZM258 207H259V209H258ZM203 209L206 212L204 214L201 211ZM129 210H130V212H129ZM127 211L129 213H131V214H129ZM242 211H244V212L242 213ZM184 212L186 214H184ZM208 212H211V213H208ZM237 212H240V213H237ZM257 212H259V213H257ZM168 214H171V216H169ZM190 214H193V215L195 214L194 217L197 215L195 217L197 219V221H196L195 218H192L193 215H190ZM187 215H188V217H187ZM232 215H233V217H232ZM219 216H220V218H219ZM159 217H161V218H159ZM234 217H236V218H234ZM156 218H159V219H156ZM202 218H204L205 220L202 219ZM153 219H155V220H153ZM220 219H221V221H220ZM143 220H145V221H143ZM152 220H153V222H152ZM157 220H160L161 222H157ZM191 221H193L194 223H192ZM132 222H134V223H132ZM171 222H173L175 224L172 225L173 223H171ZM145 223L146 224L148 223V225H144ZM224 223H226V224H224ZM240 223H241V225H240ZM168 225H170V226L168 227ZM228 225H229V227L230 226L231 227L229 228ZM237 225H239V226H237ZM152 226H154V227H152ZM156 226H157L158 229L156 228ZM253 226H255V228H257V229L260 228L258 231H261V233L258 232L257 229L252 228ZM175 227L177 229H175ZM222 227H223V229H222ZM246 227H248V229H245L244 230V228H246ZM240 228H242V229H240ZM211 230H212V233H211ZM222 230H223V233H222ZM229 230H231V231H229ZM172 231H173V233H172ZM194 231H195V233H194ZM244 231H246V232H244ZM236 232H239V234H237ZM178 233H180V234H178ZM187 233H188L189 237L187 236ZM210 233H211L212 236L210 235ZM225 233H227V234H225ZM252 233H253L254 237L252 236ZM256 233H257V235L259 234L258 237H256ZM173 234H177V235H174L173 236ZM197 234H200V235H197ZM214 234H215V236H214ZM232 234H233L234 237H232ZM246 234L247 235L250 234V236L249 235L246 236ZM255 237L257 239H255ZM198 238H199L200 241L198 240ZM4 239L7 240V241H5ZM244 239H245V241H244ZM234 240H235V242H234ZM10 241H11V243H9ZM149 241H151V242H149ZM149 243H150V245H149ZM151 243L152 244L154 243L156 246H154V244L152 245ZM25 246H26V248H25ZM208 246L211 247V248H209ZM216 247H217V249H216ZM223 248H225V249H223ZM173 250H175V251H173ZM99 252H101V253H99ZM175 252H177L178 254L175 253ZM254 252L257 254L256 257L254 256V254H255ZM102 253H104V254H102ZM228 254H229V256H228ZM237 255H239V256H237ZM101 256H102V258H101ZM185 256H186V258H185ZM257 257L258 258H261V262H260V259L258 260ZM240 259H241V261H240ZM67 260H69V261L67 262ZM227 260H228V263H227ZM105 262H107V263H105Z\"/></svg>",
    "mask_w": 264,
    "mask_h": 264
},
{
    "label": "bare ground",
    "instance_id": "bare-ground-1",
    "mask_svg": "<svg viewBox=\"0 0 264 264\" xmlns=\"http://www.w3.org/2000/svg\"><path fill=\"white\" fill-rule=\"evenodd\" d=\"M6 1H7V0H6ZM6 1H5V2H6ZM13 1H14V0H12L11 2H13ZM19 1H20V0H19ZM35 1H36V0H34V2H35ZM39 1H40V0H39ZM39 1H38V2H39ZM43 1H44V0H43ZM45 1H46V0H45ZM50 1H51V0H50ZM50 1H49V2H50ZM63 1H64V3H63ZM67 1H68V0H67ZM67 1H66V2H67ZM70 1H72V0H69V2H70ZM96 1H101V0H96ZM103 1H105V0H103ZM108 1H110V0H108ZM111 1H112V0H111ZM111 1H110V2H111ZM137 1H138V2H137ZM144 1H145V2H144ZM144 1L142 0V1L140 2L139 0H136L135 7H133V6L131 7V6H129L128 4L124 5V4H125V3H124L122 6H125L126 9H125L124 7H122V6H119V4H118L117 6H119V7H117V8L115 7V9H116V10H115L113 6H108L109 2H108V4H107V3H106L107 0H106V2H101V3H98V2H97L98 4H97L96 2H94L95 5H92V2H91V4H89V3L87 4V1H86V0H74V2H75V3L73 2L74 5H76V6L78 7V9L80 10V11H79V10L76 11V9H75V12H77V13H74V12H73V9L71 10V8H72L71 5H73V4L68 5V6H70L71 8H70V7L67 8V6H66L67 4H66L65 0H61L62 3H61L60 1H59V2H60V4L62 5V7H59V6H61V5H58V1H57V3H56V5H58V6H57L58 9H57L56 7L54 8L53 6H52V7H48V6H51V5H52L51 2H50V3H46V2H45V3H43L42 5L40 4L41 6H43L44 9H42V8H40V7H32L33 5H31V8H29V10H31V11H32V10H36V9L38 10V9L40 8V9H42L44 12H45V11L48 12V13H49V14H48L49 16H50L51 14H52L53 16L55 15L54 18H56L58 14L61 15V17H62V13H63L64 15L66 14L67 16H66V15H65V16L68 17V14H69V13L71 14V13L73 12V13H72V16L74 17L73 19H75L74 14H76V16H77V15H79V16L82 15V16H83V12H84V15H85V14H90V16H92L93 18H92V17L89 18V17H90L89 15H88L89 17L86 15V17L84 16V18H85L86 20H87V19H88V20H91V19H92L91 21H88V20H87V23H88V22H89V23H91V22L93 23V24H92V27H96V28H99V27H100L99 29H97V31H98V32L100 31V32H102V33L99 32L98 34H100V35L97 34V38H96V37H95V38L98 39V37H100L101 34H102V38H101V37H100V38L103 39V40L100 39V40H101V44H100V45H99V43H98V40H97V41L94 40V41L96 42V45H99V46H97L96 49H95V47H93L94 49L92 48V50H93L92 53H94V52L97 50V51L95 52V53H96V56H95V57H94L95 54H92L93 59H95V58L98 59L99 57L103 58L102 55H103L104 52H103L102 50H106V51L111 50L112 52L117 51V52L115 53L116 56H117V53L119 54L120 57H121V55H122L121 58L125 60V61L123 60V61H124V64L126 63V64H125L126 66H124V64L122 65V59H121L119 56H118V57L121 59V60L119 59V60H120L119 62H117V61H118V60H117L118 58H117L116 60H114L116 57H113V58H114L113 60H110L109 58H107V59H109V60H107V59H106V60L101 59V60H103V61H102V62H99L100 64H98V66H97V64L94 63V64H95V65H94L95 70H94L92 67H91V68H92L94 71H92L91 69H90V70H91L92 72H95V71L99 68V70H98L99 72H102V71H103V73H105V75H106V74H107V75L109 74L108 76L112 77V78H113V79H112L113 81H114V80L117 81L115 78H118V77H119L118 74H117V72H121V71H120V70H121V66H120V65H122L123 67H125V68L128 70V71H127V70H125V68L122 67V68L125 70V71H124V70H122V71H123V72H127V73H125L126 76H128V75H133V76H135L137 79L141 80V81H136V82H141V83H142V82H143V83L145 82L144 84L146 85V82H148V80L150 79L149 77H151V74H150L149 72H146V71H148V69L151 68V67L149 68V66H150V65H149V62H151V61H155L156 59H155L154 56H153V57H154L155 60L152 59L151 57H150V58H151V59H150L151 61H150L149 59H147L148 57H147L145 60L142 59L143 56H146L145 53H144L145 51L143 50V49L146 48V46H145V45H147L146 42L149 40V45H150V43H152V42L155 41V40H154V41L150 42L151 40L149 39V38L153 35V33L155 32V31H153L152 34L150 33L151 30H153L154 28L151 29L149 32H147V30H145V29H148V28L150 29V26H149V25H151V27H153V25H155L154 27H155V28H158V27H157L158 25H156V22L159 21L158 19H162V18H164L165 16H159L155 11H153V13H154V12L156 13V14L154 13V16L156 15V16L159 17V18L157 19V17L154 18V16L150 15L151 17H153V18L155 19V21H156V20H157V21L155 22V21H153L154 19H152L151 17H148V18L151 19V21H153V22L155 23V24H154L153 22H152L151 24H150V23H149V24H148V23H147V24H144V23H143L144 25H146L145 27L149 26L148 28H144V26H143V24H142V22H143L142 20H140V19L138 20L137 18H134V19H133L132 17H131V18H128V17H129L128 14H130L131 12H132V15L134 14V15H135L134 17H136L137 14H136L134 11L137 10V9H135V8H138L140 3L143 4V2H144V7H143V8H145V7H147V6L145 5L146 2H148V1H149V3L151 2V0H147V1L144 0ZM152 1H155V2H152V3H154V4L157 2L156 0H152ZM159 1H160V0H159ZM159 1H158V4H155V5H157V6H154V8H156L155 10H160V11L163 12V10H164L165 8H167L169 4H167V3L164 4L165 6L167 5V7L162 8V5H160L161 2H159ZM163 1H164V0H163ZM163 1H162V2H163ZM165 1L167 2V0H165ZM165 1H164V2H165ZM201 1H202V0H201ZM206 1H207V0H206ZM231 1H232V0H231ZM0 2H1V0H0ZM7 2H8V1H7ZM30 2H31V1H30ZM41 2H42V0H41ZM88 2H89V0H88ZM113 2H114V0H113ZM113 2H111V3H113ZM115 2H116V1H115ZM124 2H126V1H124ZM139 2H140V3H139ZM164 2H163V3H164ZM204 2H205V1H204ZM204 2H203V3H204ZM209 2H210V1H209ZM235 2H236V1H235ZM237 2H238V1H237ZM3 3H4V1L1 2V4H3ZM14 3H15V2H14ZM70 3H71V2H70ZM126 3H127V2H126ZM163 3H162V4H163ZM169 3H170V2H169ZM199 3H200V2H199ZM205 3H206V2H205ZM205 3H204V4H205ZM4 4H5V3H4ZM4 4H3V5H4ZM6 4H7V3H6ZM22 4H23V3H22ZM22 4H21V5H22ZM68 4H69V3H68ZM142 4H140V6H141ZM204 4H203V6H204ZM232 4H233V3H232ZM235 4H236V3H235ZM235 4H234V5H235ZM21 5L19 4V7H17V6L14 5L13 3L11 4L10 1H9L8 4H7V6H6V7H7L6 13H5V14H2V13L0 14V38H1V44H0V45H1V46H2V45L4 46V45L6 44L5 42L7 41V45H9V44L11 43V44L13 45V47H14V44H17L18 42L23 41V42L25 43V45L20 46V47H21V48L24 47V46H26V48L30 47L29 49L26 50V52H24L25 50L23 51L24 53H27V52H29L28 50L31 51V49H34V48H33V47H34V46H33L34 44L32 45V43H31L32 40H33V39L31 40V38L33 37V36H32L33 34H32L31 36H29L31 33H28L29 35L26 34V36L23 37V35H24L25 33H22L23 31H22V30H21V31L19 30L20 27H19V29H17V27H15V24H13V25H14L13 27H15V28H12V27H11V22H10L11 20H12V22H14L13 19H14V18H17V20L14 19V20H15L14 23L18 24V20H19L21 17H25V13H26V12H24V9H23V7H22ZM109 5H111V4H109ZM112 5H116V4L113 3ZM164 5H163V7H164ZM211 5H213V4H211ZM221 5H222V4H221ZM224 5H225V4H224ZM0 6H1V5H0ZM37 6H38V5H37ZM76 6H74L73 8H75ZM126 6H128V7H126ZM169 6H170V5H169ZM232 6H233V5H232ZM4 7H5V6H4ZM4 7H2V8H4ZM77 7H76V8H77ZM174 7H175V6H174ZM174 7H173V9H174ZM211 7H212V6H211ZM223 7H224V6H223ZM227 7H228V5H227ZM254 7H255V6H254ZM0 8H1V7H0ZM47 8H48V9H47ZM69 8H70V10H68ZM94 8H95V9H94ZM119 8H120V10H119ZM139 8H140V7H139ZM236 8H237V7H236ZM124 9H125L126 11L129 12V13L127 14L128 16L126 15V13H127L126 11H125V15H123V14H124ZM170 9H171V8H170ZM175 9H177V8L175 7ZM202 9H203V8H202ZM215 9H216V8H215ZM223 9H224V8H223ZM254 9H255V8H254ZM0 10H1V9H0ZM4 10H5V9H4ZM37 10H36V11H37ZM42 10H40V11L42 12ZM144 10H145V11H148V9H144ZM144 10H142V12H144ZM149 10H150V9H149ZM171 10H172V9H171ZM180 10H181V9H180ZM198 10H199V9H198ZM212 10H213V7H212ZM221 10H222V9H221ZM225 10H226V9H225ZM232 10H233V9H232ZM1 11H2V10H1ZM69 11H71V12H69ZM109 11H110V12H111V11H114V12L109 13ZM140 11H141V10H140ZM140 11H138V12H140ZM184 11H185V10H184ZM184 11H183V12H184ZM38 12H39V11H38ZM133 12H134V13H133ZM142 12H140V13H142ZM185 12H186V11H185ZM185 12H184V14H185ZM229 12H230V11H229ZM239 12H240V11H239ZM241 12H242V11H241ZM19 13H23V14H19ZM28 13H29V12H28ZM122 13H123V14H122ZM140 13H139V14H140ZM147 13L149 14L150 12H147ZM147 13H146V15H147ZM181 13H182V12H181ZM197 13L199 14V12H197ZM213 13H214V12H213ZM216 13H217V12H216ZM219 13H220V12H219ZM225 13H226V12H225ZM233 13H234V12H233ZM70 14H69V15H70ZM105 14H106V16H107V14H109V15H114V17L117 16L116 18H114V17H113V18L116 19L117 21H120V22L123 20V22H126V23H127V20H126V19H128V20H129V23H127L128 25L125 26L126 23L123 24V25L125 26V28H126L125 30L123 29L124 31H126V30L128 31V30H129V32H131V30H134V31L136 30L135 32H137V33L140 32V34H141V33L143 34V30H145L144 32H145V33L147 32L146 34L144 33L145 36L149 35L148 33H150L151 35L149 36V38H148V36H147L148 40H147V38H146V40H145L146 42H145V41H144V39H145L144 37H145V36L139 34V35H140V36H138V38L140 37L139 40H140V39L142 40V38H143V41H144L145 43L142 42V43H144V44L141 45V47L139 46L140 48H139V50H138V49L136 48V47H137L136 44L139 43V45H140V44H142V43L139 42V40H138L137 38H136L137 40L134 39V38H135V35H137V34H136L135 32H133V31H132V32H133L135 35H134L133 33H130V34H132V35L134 36L133 39L131 38V35H130L127 31H126L125 33H127L131 39H128L129 37L127 36V34L125 35L124 31H123L124 36H127V37H124V36H123L125 39L121 37V34H119L120 37H118V36H114V35H113V34H114L113 31H114V32H115V31L117 32V33L115 32V35H116V34L118 35V33H121V32H120L121 30H119V28L122 27V25H121L122 22L120 23V25H121L120 27L117 26V23H118V22L115 24L116 21H115V22H112V21H111V23H113V24L109 26V23H108V24L104 23L105 20L108 21V19H109V16H108V19H107L106 16H105ZM198 14H197V15H198ZM231 14H232V12H231ZM34 15H36V14H34ZM46 15H47V14H46ZM64 15H63V16H64ZM103 15H104L105 17H103ZM122 15H123V16H127V18L123 17ZM130 15H131V14H130ZM166 15H167V21H166V22H167L168 24H170L172 21H175V20H176V16H175V15H174V16H170L168 13H167ZM168 15H169V16H168ZM185 15H186V14H185ZM191 15L194 16V18H193V17H192V18L195 20V19H196V16L193 15V14H191ZM212 15H213V14H212ZM229 15H230V13H229ZM229 15H228V16H229ZM236 15H237V14H236ZM70 16H71V15H70ZM72 16H71V19H72ZM138 16H139V15H137V17H138ZM140 16H141V15H140ZM142 16H143V15H142ZM182 16L184 17V15H182ZM182 16H179V17H181V19H180L181 22H182V20H183V19H182ZM188 16H189V15H188ZM188 16H187V18H188ZM214 16H215V14H214ZM228 16L224 15L223 17L226 19ZM247 16H248V15H247ZM44 17H45V16H44ZM87 17H88V18H87ZM102 17H103V18H102ZM119 17H122L121 20L118 19ZM223 17H222V18H223ZM231 17L233 18L232 15L229 16V18H231ZM69 18H70V17H68V19H67L68 21L70 20ZM76 18H79V17H76ZM110 18H111V17H110ZM113 18H111V19L113 20ZM123 18H125V21H124ZM145 18H146V17H145ZM165 18H166V17H165ZM165 18H164V19H165ZM197 18H198V17H197ZM215 18H216V17H215ZM241 18H242V17H241ZM243 18H244V17H243ZM29 19H30V17H29ZM39 19H40V18H39ZM46 19H47V18H46ZM49 19H50V18H49ZM65 19H66V18H64V20H63V18H60V16H59V19H58V20H60V21L63 20V21H62V22H59L58 24L61 25L63 22H64L63 24H66L68 21L65 22ZM81 19H82V18H81ZM135 19H136V20H135ZM164 19H163V20H160V21H164ZM198 19H199V18H198ZM200 19H201V17H200ZM213 19H214V17H213ZM216 19H217V18H216ZM257 19H258V18H257ZM257 19H256V20H257ZM55 20H56V22H57V18H56ZM55 20H54V19H53V20L51 19V20H50L51 24H52V23H56V22H52V21H55ZM77 20H78V19H77ZM133 20H134V21H133ZM147 20H148V19H147ZM178 20H179V19H178ZM189 20H190V19H189ZM191 20H192V19H191ZM194 20H193V21H194ZM263 20H264V19H263ZM263 20H262V21H263ZM30 21H31V20H30ZM39 21H40V20H38V22H39ZM70 21H71V20H70ZM75 21H76V19H75ZM75 21L73 20V21H71L70 23H71V24H74ZM81 21H82V20H81ZM113 21H114V20H113ZM139 21H142V22H139ZM148 21H150V20H148ZM193 21H192V22H193ZM196 21H197V20H196ZM196 21H195V22H196ZM210 21H211V20H210ZM215 21H216V20H215ZM220 21H221V20H220ZM231 21H232V20H231ZM251 21H252V20H251ZM251 21H250V23H253V21H252V22H251ZM254 21H255V18H254ZM258 21H259V19H258ZM27 22H28V21H27ZM73 22H74V23H73ZM83 22H84V21H83ZM83 22H82V23L78 22L79 24L76 23L75 25H73L74 29H76L75 26H79L80 24H82V26H81L82 28H83V26H85L84 28H87L88 26H87L86 21L84 22V24L86 23L85 25H83ZM109 22H110V21H109ZM166 22H165V23H166ZM175 22H176V21H175ZM184 22H185V20H184ZM195 22H194V24H195ZM197 22H198V21H197ZM200 22H201V21H200ZM225 22H226V21H225ZM234 22H236V20H235ZM234 22H233V23H234ZM248 22H249V21H248ZM36 23H37V22H36ZM45 23H46V22H44V25H45ZM60 23H61V24H60ZM89 23H88V24H89ZM111 23H110V24H111ZM158 23L161 24V22H158ZM162 23L165 25L164 22H162ZM206 23H207V22H206ZM206 23H204V24H205L204 26L207 25ZM208 23H209V22H208ZM210 23H211V22H210ZM216 23H217V22H216ZM261 23H262V22H261ZM20 24L23 25V23H20ZM40 24H41V23H40ZM48 24H49V23H48ZM94 24H100L101 26L97 27V26H94ZM105 24H106V25H105ZM114 24H115V25H114ZM141 24H142V25H141ZM175 24H176V23H175ZM196 24L199 25V23H196ZM196 24H195V25H196ZM225 24H226V23H225ZM229 24H230V22H229ZM243 24H244V23H243ZM259 24H260V23H259ZM22 25H21V26H22ZM28 25H29V24H28ZM56 25H57V23H56ZM89 25L91 26V24H89ZM140 25L143 26V29H142V27H141ZM189 25H190V22H189V24H188L187 27H190ZM201 25H202V24H201ZM210 25H211V24H210ZM213 25H215V26L217 27V25H216L215 23H214ZM219 25H220V24H219ZM226 25H227V24H226ZM253 25H255V24H253ZM35 26H36V25H35ZM53 26H55V25H53ZM53 26H52V27H53ZM57 26H58V25H57ZM63 26H64V25H62V27H63ZM65 26H68V25H65ZM69 26H70V25H69ZM86 26H87V27H86ZM139 26H140V27H139ZM159 26H160V25H159ZM170 26H173V24L170 25ZM170 26H169V27H170ZM208 26H209V25H208ZM234 26H235V25H234ZM247 26H248V25H247ZM249 26H250V25H249ZM261 26H262V25H261ZM62 27H61V28L58 27V30H60V29L63 30L64 27H63V28H62ZM107 27H108V29H107ZM115 27H116V28H115ZM137 27H138L139 29L141 28L142 32H141V30L138 31L139 29H138ZM162 27H163V25H162ZM164 27H168V26L166 25V26H164ZM173 27H174V26H173ZM194 27H195V26H194ZM197 27H198V26H197ZM197 27H195V28H197ZM199 27H201V26L199 25ZM206 27H207V26H206ZM213 27H214V26H213ZM228 27H230V26H228ZM235 27H236V26H235ZM241 27H242V26H241ZM34 28H35V27H34ZM34 28H33V29H34ZM38 28H39V27H38ZM40 28H41V27H40ZM82 28H80L81 30H79V29H78V30H79V31H82ZM109 28H110V30L112 31V34H111V31L109 30ZM122 28H123V27H122ZM159 28H161V27H159ZM208 28H211V27L209 26ZM29 29H30V28H29ZM29 29H28V30H29ZM54 29L57 30L56 26L54 27ZM54 29H53V31H56V30H54ZM69 29H70V27H69L68 29H67V27H66V29L64 28V30H66V31H62V32H61V31H58V30H57L59 33H56L57 31H56L55 33L59 35L60 33L62 34V33L64 32V33L68 36L69 34L71 35V33H69ZM72 29H73V28H72ZM137 29H138V30H137ZM164 29H165V28H164ZM191 29H192V28H191ZM199 29H200V28H199ZM205 29H206V28H205ZM215 29H216V28H215ZM217 29H218V28H217ZM220 29H222V28H220ZM227 29H228V28H227ZM230 29H231V27H230ZM230 29H229V30H230ZM250 29H251V28H250ZM253 29H254V27H253ZM23 30H24V29H23ZM36 30H37V29H36ZM38 30L40 31V29H38ZM70 30H71V29H70ZM78 30H77V31H78ZM85 30H87V32L89 31L88 29H85ZM94 30H95V29H94ZM108 30H109V31H108ZM117 30H119V31H117ZM158 30H159V29H157V32H158ZM166 30H167V32H168V28H166ZM169 30H170V29H169ZM189 30H190V28H189ZM194 30H197V29H194ZM232 30H233V29H232ZM236 30H237V29L235 28V30L232 31V32H235ZM263 30H264V28H263ZM17 31H20V33L23 34V35L21 36L22 39L19 38V34H18V33H17L18 36L15 34ZM30 31H31V30H30ZM34 31H35V30H34ZM48 31H49V29L47 30V33H48L47 35H48L49 37L52 38V37H53L52 34H53L54 32L52 31V32H51V36H50V35H49L50 32H48ZM72 31H73V32H72V34H73V33H74V30H72ZM186 31H187V30H186ZM197 31H198V30H197ZM221 31H222V30H221ZM223 31H224V29H223ZM259 31H261V30H259ZM67 32H68L69 34H67ZM157 32H156V33H157ZM160 32H162V30H160ZM164 32H165V31H164ZM167 32H165V33H167ZM169 32H171V30H170ZM199 32H201V30L198 31V33H199ZM204 32H205V31H204ZM204 32H203V33H204ZM212 32L217 33L218 31H214V30H212ZM227 32H228V33H227ZM227 32H226L227 34L230 33V31H228V30H227ZM238 32H239V31H238ZM240 32H241V31H240ZM242 32H243V31H242ZM250 32H251V30H250ZM250 32H248V33H250ZM39 33H40V32H39ZM55 33H54V34H55ZM75 33H76V30H75ZM85 33H86V32H85ZM92 33H93V32H91V34H92ZM94 33H95V31H94ZM96 33H97V32H96ZM165 33H159V34L165 35ZM188 33H189V32H188ZM192 33H194V32H192ZM195 33H196V32H195ZM198 33H197V34H198ZM205 33H206V32H205ZM208 33H209V32H208ZM208 33H207V34H208ZM219 33L222 34V32H219ZM226 33H225V34H226ZM245 33H246V32H245ZM255 33H257V31H256ZM37 34H38V33H37ZM61 34H60V36H61ZM78 34H79V33H78ZM80 34H82V32H80ZM80 34H79V35H80ZM87 34H90V33H87ZM87 34L84 35V32H83V35H84V36H86ZM197 34H196V35H197ZM199 34H200V33H199ZM221 34H220V35L218 34V35H219L220 37H222V39H223L224 36H223V35L221 36ZM225 34H224V35H225ZM234 34H235V33H234ZM242 34H243V33H242ZM34 35H35V34H34ZM39 35H40V34H39ZM42 35L45 36V33L42 34ZM66 35H65V36H66ZM70 35H69V36H70ZM83 35H82V36L80 35L79 37H84ZM110 35H111V37H112V35H113V37H116V38H114L113 41H112V38H113V37L111 38ZM155 35H157V34H155ZM167 35H168V34H167ZM200 35H201V34H200ZM216 35H217V34H216ZM216 35H215V36H216ZM218 35H217V37H219ZM230 35L233 37V34L230 33ZM238 35H239V34H238ZM238 35H237V36H238ZM240 35H241V33H240ZM240 35H239V36H240ZM247 35H248V34H247ZM249 35H250V34H249ZM253 35H254V34H253ZM36 36H37V35H36ZM54 36L59 37V36H57V35H54ZM62 36H63V34H62ZM65 36H64V38H66ZM87 36H88V35H87ZM93 36H95V35H93ZM143 36H144V37H143ZM160 36H161V35H160ZM180 36H181V35H180ZM186 36H187V35H186ZM198 36H199V35H198ZM207 36H208V35H207ZM215 36H214V37H215ZM225 36H226V35H225ZM235 36H236V35H234V38L236 39ZM243 36H244V34H243ZM250 36H252V35H250ZM259 36H262V35H259ZM30 37H31V38H30ZM45 37H46V36H45ZM45 37H44V38H45ZM56 37H55V38L53 37V38L51 39V40H52V43L55 41V40L53 41V39H56ZM70 37H71V43H75L76 41H78L77 39L79 38V37L77 36V34L75 35V37H76L77 39H75L74 34L71 35ZM72 37L74 38V40H76L75 42H72V41H74ZM136 37H137V36H136ZM152 37H154V36H152ZM161 37H162V36H161ZM170 37H171V36H170ZM170 37H168V38H170ZM192 37L194 38V35H193ZM195 37H196V36H195ZM200 37H201V36H200ZM200 37H198V38H200ZM203 37H204V36H203ZM205 37H206V36H205ZM217 37H216V39H218V40H219L218 42L220 43V39H221V38L219 39V38H217ZM226 37H227V36H226ZM226 37H225V38H226ZM229 37H230V36L228 35V40H227V42H225V40H224L225 38L221 41V43L224 41L225 44H224V42H223V44L226 45V46H228V48L232 47V45H231L232 43L230 42L231 39H229ZM255 37H257V36L255 35ZM255 37H254V38H255ZM85 38H86V37H84V39H85ZM87 38H88V37H87ZM90 38L93 39L92 35H91ZM126 38H127V39H126ZM156 38H158V37L156 36ZM162 38H163V37H162ZM162 38H161V39H162ZM168 38H166V36H165V39L163 38V39H164V42H165V40H167ZM189 38H190V37H189ZM237 38H238V37H237ZM239 38H240V41H241V37H239ZM239 38H238V39H239ZM243 38H244V37H243ZM251 38H252V37H251ZM259 38H260V37H259ZM15 39H16V40H17V39H18V40L20 39V40H19L18 42H17V41L15 42ZM36 39H37V38H36ZM36 39H34V40H36ZM38 39H39V36H38ZM38 39H37V41L40 40V39H39V40H38ZM42 39H43V37L41 38V41H40V42L43 41V43H44L45 40H44V39L42 40ZM62 39H63V38H62ZM62 39H61V37H60L59 39H58V38L56 39L57 41L60 40V42L58 41L59 44H61V45L58 44L59 47H60V46L63 47V42H65L64 44H67L66 42H68V41L70 40V39H69V40L67 41L66 39H65V40L63 39V42H61ZM81 39H82V38H81ZM119 39H121V41L118 42ZM151 39H152V38H151ZM158 39H159V38H158ZM163 39H162V41H163ZM170 39H171V38H170ZM200 39L202 40L203 38H200ZM207 39H208V38H207ZM212 39H214V38H212ZM212 39H211V40H212ZM226 39H227V38H226ZM247 39H248V38H247ZM256 39H258V38H256ZM261 39H262V37H261ZM46 40H47V38H46ZM49 40H50V39H49ZM51 40H50V41H51ZM87 40H88V39H87ZM100 40H99V41H100ZM122 40H124V41H126V42H124V41H122ZM131 40H132V42H131ZM133 40H136L137 43L135 44L136 41L133 42ZM141 40H140V41H141ZM152 40H153V39H152ZM171 40H172V39H171ZM196 40H198V39H195L194 41H196ZM201 40H200V41H201ZM232 40H234V39H232ZM232 40H231V41H232ZM242 40H243V39H242ZM4 41H5V42H4ZM128 41L131 42V44H134V45H131V44L129 43V45H131V47H130V46L128 45V43H127ZM176 41H177V40H176ZM188 41H189V40H188ZM190 41L194 42V41L191 40V39H190ZM207 41L209 42V40H207ZM207 41L205 40L206 43L204 42V45L207 44ZM234 41H235V40H234ZM234 41H233V43H234V44H233V47L230 49L231 52H233L232 50H234V49H233L234 47L236 48V46H238V45L235 46V42H234ZM243 41H244V40H243ZM245 41H246V40H245ZM249 41H250L249 43H250L251 45H252V44H255V43H253V42H254V39H253V42H251V39H249ZM255 41H256V40H255ZM2 42H4V43H2ZM9 42H10V43H9ZM47 42H48V41H47ZM79 42H80V41H79ZM81 42H82V41H81ZM155 42H156V41H155ZM159 42H160V44H162L161 40H159ZM167 42H168V41H167ZM167 42H166V43H167ZM202 42H203V40H202ZM202 42H201V43H202ZM210 42H212V41H210ZM229 42L231 43V44H230L231 46L229 45ZM236 42H237V41H236ZM238 42H239V41H238ZM238 42H237V43H238ZM241 42H242V41H241ZM20 43H21V42H20ZM20 43H19V45H20ZM35 43L37 44L36 41H35ZM55 43H56V41L54 42V44H55ZM68 43H70V41H69ZM71 43H70V44H71ZM76 43H77V45H76ZM76 43H75L76 47H78V45H79V47H80V44H78V42H76ZM87 43H88V42H87ZM126 43H127V44H126ZM147 43H148V42H147ZM157 43H158V42H157ZM214 43H216L215 40H214V42H213V45H214V48H215L216 44H214ZM221 43L218 44V46H219V45H220V47L224 46L223 44H222V46H221ZM226 43H227V44H226ZM243 43H248V41H247V42H243ZM249 43H248V44H249ZM256 43H257V42H256ZM21 44H23V43H21ZM50 44H51V42H50ZM54 44H53V45H54ZM125 44H126V45H125ZM153 44H154V43H153ZM153 44H151V46H152ZM197 44H198V43H197ZM208 44H209V43H208ZM208 44H207V45H208ZM210 44H211V43H210ZM240 44H241V43H240ZM19 45H18V46H19ZM37 45L40 46L41 44H40V45L37 44ZM42 45H43V44H42ZM48 45H49V44L47 43V47H48V48L46 47L47 50L49 49V46H48ZM51 45H52V44H51ZM53 45H52V46H53ZM75 45H74V46H75ZM81 45H82V44H81ZM83 45H84V44H83ZM83 45H82V46H83ZM87 45H88V44H87ZM149 45H148V47H149ZM163 45H165V44L163 43ZM163 45H162V46H163ZM207 45H206V46H207ZM211 45H212V44H211ZM213 45H212V46H213ZM251 45H249V46L252 48L253 45H252V46H251ZM3 46H2V47H3ZM15 46H16V45H15ZM35 46H36V45H35ZM43 46H44V45H43ZM43 46H42L41 48H43ZM71 46H72V45H71ZM71 46L68 45V48L71 47ZM85 46H86V45H85ZM90 46H91V44L88 46L89 49H90ZM132 46H135V47H132ZM142 46H144V47H142ZM158 46H161V45H158ZM190 46H191V45H190ZM200 46H201V45H200ZM229 46H230V47H229ZM243 46H244V45H242V47H243ZM256 46H258V44H257ZM262 46H263V45H261V47H262ZM2 47H1V49H2ZM5 47H7V46H4V48H5ZM88 47H87V48H88ZM121 47H122V48H121ZM209 47H210V46H209ZM224 47H225V46H224ZM254 47H255V45H254ZM258 47H259V46H258ZM258 47H257V48H258ZM7 48L10 49L11 47H10V48L7 47ZM17 48H18V47H17ZM21 48H20V49H21ZM36 48H37V47H36ZM36 48H35V49H36ZM38 48H39V47H38ZM53 48H54V47H53ZM64 48H65V46H64ZM64 48H63V49L61 48L60 51H61V50H64ZM82 48L84 49L85 47H82ZM120 48H121V49H120ZM134 48H136L137 51H138L140 54H138V52H136V49H134ZM149 48H151V47H149ZM149 48H146V49L148 50ZM161 48H162V47H161ZM171 48H172V47H171ZM184 48H185V47H184ZM203 48H204V46H203ZM214 48L212 47L211 50L214 49ZM216 48L218 49V47H216ZM240 48H241V47H240ZM1 49H0V50H1ZM20 49H19L18 51H20ZM70 49H72V48H69V50H70ZM83 49H82V50H83ZM89 49H88V50H89ZM133 49H134V50H133ZM140 49H141V50H140ZM146 49H145V50H146ZM151 49H152V48H151ZM168 49H170V48H168ZM217 49H216V51H217ZM220 49H221V48H220ZM222 49H224V51H222L221 54H222V53H225V54H226V50H228V49H227V48H223V47H222ZM225 49H226V50H225ZM236 49H238V48H236ZM236 49H235V50H236ZM258 49H259V48H258ZM258 49H256L257 52H259V51L262 50V49L260 48V50L258 51ZM3 50H4V49H3ZM36 50H37V49H36ZM43 50H45V49H43ZM52 50H53V49H52ZM65 50H66V49H65ZM65 50H64V51H65ZM69 50H67V51H69ZM79 50H81V49H79ZM79 50H78V51H79ZM142 50H143V51H142ZM147 50H146V52H147ZM164 50H165V49H164ZM235 50H234V51H235ZM14 51H15V50H14ZM34 51H35V50H34ZM54 51H55V50H54ZM71 51H73V50H71ZM90 51H91V50H90ZM106 51H105V53H106ZM132 51H135V52L132 53ZM141 51L143 52V55H142V56H139V55L142 54ZM150 51H151V50L149 49V52H150ZM160 51H161V50H160ZM202 51H203V50H202ZM205 51H208L207 48L205 49ZM216 51H215V49L212 50L213 53L215 52V54H217ZM220 51H221V50H220ZM248 51H249V52H248ZM248 51L246 52V55H248V54L250 53V49H249ZM20 52H21V53L15 52V53H18V54H19L18 56H16L15 53H14V54H11V55H15L16 57H20L19 59L17 58L19 61L16 59V60L18 61L19 64H18L17 62H15L16 60H14V58H16V57H14V56H10V53H13L12 51H11V52H8V54H9V56H10V58L8 57V59H12V60H14V62H15L17 65H20V62H21L20 59H22L21 56L23 57V55H20V54H23L22 51H20ZM84 52H85V51H84ZM84 52H82V53L84 54ZM97 52H98V53H97ZM121 52L124 54V56H123V54H122ZM149 52H148V53H149ZM208 52L210 53V50H209ZM208 52H206V53H208ZM229 52H230V51L228 50V54H227L228 57L230 56V54H232V53H229ZM251 52H252V51H251ZM32 53H34V52H32ZM38 53H39V50H38ZM69 53H70V52H69ZM79 53H80V52H79ZM82 53H80V56H83ZM105 53H104V54H105ZM120 53H121V54H120ZM136 53H137V54H136ZM157 53H158V52H157ZM173 53H174V52H173ZM219 53H220V52H219ZM242 53L245 54V51L242 52ZM247 53H248V54H247ZM253 53H254V52H253ZM253 53H252V54H253ZM255 53H256V52H255ZM1 54H2V53H1ZM60 54H61V53H60ZM62 54H64V53H62ZM73 54H74V53H73ZM75 54H76V52H75ZM89 54H90V52H89ZM106 54L108 55V53H106ZM106 54H105V55H106ZM112 54H113V53H112ZM112 54H110V55H108V56L111 57ZM130 54H135L134 57H135L136 55H138V57L136 56V61H137V60H138V61H137V62L134 61L135 59H133V56H131V58H129V55H130ZM162 54H163V53H162ZM175 54H176V53H175ZM215 54H214V55H215ZM221 54H220V56H221ZM225 54H222L221 57H225V56H226ZM252 54H251V56H252ZM259 54H260V53H259ZM259 54L257 53V55H259ZM24 55H25V54H24ZM26 55H27V54H26ZM30 55H33V54H28L29 57H30ZM56 55H57V57H58V54H56ZM90 55H91V54H90ZM147 55H148V54H147ZM171 55H172V54H171ZM171 55H169V56H171ZM203 55H204V54H203ZM223 55H225V56H223ZM233 55H234V53H233ZM233 55H232V56H233ZM240 55H241L242 57H245V55H244V56H243L242 54H240ZM249 55H250V54H249ZM255 55H256V54H255ZM261 55H262V52H261ZM33 56H34V55H33ZM44 56H45V55H44ZM98 56H99V57H98ZM113 56H115V55L113 54ZM157 56H158V54H157ZM163 56H164V54H163ZM169 56H168V57H169ZM173 56H176V55H173ZM212 56H213V54H212ZM216 56L220 58L219 54H217ZM253 56H254V55H253ZM6 57H7V56H6ZM6 57H5V59L3 58L4 60L2 59L3 63H0V66H1V64H4L3 67L6 68V71H7V73H8V69H7V68H10V67L12 66V63H13V62L11 63L12 60H11V61L8 60V62H10V63H8V65H5V63L7 64V58H6ZM31 57H32V56H31ZM34 57H35V56H34ZM65 57H66V56H65ZM83 57H84V56H83ZM88 57H89V56H88ZM123 57H124V58H123ZM139 57H140V59H139ZM176 57H177V56H176ZM188 57H189V56H188ZM194 57H195V56H194ZM203 57H205V56H203ZM207 57H209V58H207ZM239 57H240V56H238L237 60L240 59ZM255 57H256V56H255ZM259 57H260V56L257 57L258 60H259ZM261 57H262V56H261ZM23 58H25V57H23ZM50 58H51V56H50ZM80 58H81V57H80ZM90 58L92 59V57H90ZM104 58H106V56H104ZM137 58H138V59H137ZM158 58H159V57H157V60H156V61H158ZM201 58H202V57H201ZM212 58H213L214 60L216 59V58H214V56H213ZM219 58L216 59L217 62L220 60ZM225 58H226V57H225ZM225 58H224V59H225ZM231 58L233 59L232 61L234 62V61H235V60H234V59H235L234 56L231 57ZM231 58H230V61H231ZM246 58H247V57H246ZM251 58H252V57H251ZM263 58H264V57H263ZM27 59H28V58H27ZM27 59L25 58L24 62L27 61ZM29 59H30V58H29ZM31 59H32L33 62H34V58H31ZM37 59H38V58H37ZM46 59H47V57H46ZM71 59H72V58H71ZM83 59H84V58H83ZM97 59H96V62H97ZM111 59H112V58H111ZM128 59H129V60H128ZM130 59H131V60L133 59L134 62L131 61ZM160 59H161V60H159V61H162L161 63H163V60H162L163 58L161 57ZM179 59H180V58H179ZM182 59H183V58H182ZM184 59H185V57H184ZM197 59H198V58H197ZM206 59H211V56H210V55H208V56L206 55ZM228 59H229V58H227V60H228ZM22 60H23V59H22ZM42 60H43V59H42ZM48 60H51V59H48ZM59 60H60V59H59ZM101 60H100V61H101ZM147 60H149V62H148ZM168 60H169V59H168ZM199 60H200V59H199ZM203 60H204V59H203ZM203 60L200 61L199 63L203 62ZM221 60H222V59H221ZM227 60H225V62H227ZM237 60H236V61H237ZM258 60H257V61H258ZM0 61H1V59H0ZM2 61H1V62H2ZM5 61H6V62H5ZM30 61H31V60H30ZM36 61H37V60H36ZM61 61H63V60H61ZM72 61H74V60H72ZM72 61H71V62H72ZM86 61H87V59H86ZM98 61H99V60H98ZM156 61H155V62H156ZM184 61H185V60H184ZM194 61H195V60H194ZM197 61H198V60H197ZM206 61H207V60H206ZM223 61H224V60H223ZM228 61H229V60H228ZM248 61H249V60H248ZM252 61H254V59H252ZM252 61L250 60V62H252ZM4 62H5V63H4ZM24 62H23V64H24ZM27 62H29V60H28ZM27 62L25 63V65H27ZM31 62H32V61H31ZM43 62H44V60H43ZM47 62H49V61H47ZM47 62H46V63H47ZM59 62H60V61H59ZM65 62H66V61H65ZM71 62H70V63H71ZM93 62H95V61H93ZM129 62H133L134 64H137V65L133 66V65L131 64V67H130L131 70H130V68H127V64H128ZM135 62H136V63H135ZM166 62H167V60H166L164 63H166ZM204 62H205V61H204ZM207 62H208V61H207ZM209 62L211 63V64L209 65V66L211 67L212 64H214L215 61H213V63H212L211 61H209ZM220 62H222V61H220ZM225 62H224V63H225ZM246 62H247V61H246ZM15 63H13V64H15ZM36 63H37V62H36ZM36 63H35V66H36ZM50 63H52L53 67H56V66L53 64V62H50ZM56 63H57V61H56ZM83 63H85V62H83ZM86 63H87V62H86ZM101 63H102V66L99 67V66L101 65ZM118 63H120V64H118ZM152 63H153V62H152ZM159 63H160V62H159ZM161 63H160V64H161ZM164 63H163V64H164ZM228 63H229V62H228ZM230 63L233 64L232 62H230ZM255 63H256V62H255ZM9 64H11L10 67H9ZM16 64H15V65H16ZM32 64H34V63H32ZM37 64H38V63H37ZM58 64H59V63H58ZM66 64H67V63H66ZM117 64L120 66V69H119V66H118ZM150 64H151V63H150ZM184 64H185V63H184ZM184 64H183V65H184ZM188 64H189V62H188ZM201 64H202V66L205 67V65H204L203 63H201ZM206 64H207V63H206ZM217 64H218V63H217ZM236 64H237V63H234L232 66H234V68H235V65H236ZM253 64H254V63H252V64L250 63V64H249V62H248L247 66L249 65L250 67L253 68V67H254ZM15 65H13V69H12V67L10 68L12 73H14V71H12V70H14V69L17 67V66H15ZM52 65H51V66H52ZM56 65H57V64H56ZM61 65H62V64H61ZM73 65H74V64H73ZM75 65H76V64H75ZM78 65H79V64H78ZM82 65H84V64H82ZM153 65H154V64H153ZM155 65H156V64H155ZM155 65H154V66H155ZM166 65H167V64H166ZM220 65H221V64H220ZM220 65H219V66H220ZM226 65L229 66L230 64H227V63H226ZM226 65H225V66H226ZM245 65H246V64H245ZM245 65H244V67L247 68ZM251 65H252V66H251ZM254 65L257 66L256 64H254ZM7 66H8V67H7ZM14 66H15V67H14ZM38 66H40V65L38 64ZM46 66H47V68H48L50 65L47 63ZM57 66H58V65H57ZM79 66H81V64H80ZM92 66H93V65H92ZM117 66H118V67H117ZM129 66H130V65L128 64V67H129ZM187 66H188V65H187ZM187 66L185 65V67H187ZM213 66H214V65H213ZM213 66H212V67H213ZM219 66H218V67H219ZM222 66H223V63H222V65H221V68H223V69H222L223 71H224V70L226 71V69H227L228 66H226V67H222ZM249 66H248V67H249ZM3 67H0V68H1V72H3L4 69H5V68L3 69ZM18 67H19V66H18ZM18 67L15 69V71L18 70V69L21 70V68H22V64L20 65L19 68H18ZM42 67H43V66H42ZM53 67H51V68H53ZM62 67H63V66H62ZM64 67H65V66H64ZM70 67H71V66H70ZM73 67H74V66H73ZM96 67H97V69H96ZM159 67H160V65H159ZM161 67H163L162 64H161ZM206 67L208 68V66H206ZM212 67H211L210 69H213ZM216 67H217V66H216ZM260 67H261V66H260ZM26 68H27V67H26ZM36 68H39V67L36 66ZM43 68H44V67H43ZM57 68H58V67H57ZM60 68H61V67H60ZM65 68H66V67H65ZM86 68H88V67H86ZM86 68H85V70H87ZM100 68L103 69V70H100ZM152 68H154V67H152ZM187 68H188V67H187ZM214 68H215V66H214ZM225 68H226V69H225ZM229 68H230V67H229ZM241 68H243V66H242ZM241 68H240L239 70H241V72H242V69H241ZM245 68H243V69H244V71H243L244 74H245V72H247V74H245V75H246V76L249 75L250 80H251V78H252V80H253V79H254V78H253L254 76L251 77V75L248 73V72H250V71H249V68H248L246 71H245ZM252 68H251V69H252ZM263 68H264V67H263ZM10 69H9V72H10ZM30 69H31V67L29 68V70H30ZM40 69H41V67L39 68V71H40ZM67 69H68V68H67ZM72 69H73V68H72ZM72 69H71V70H72ZM75 69H76V68H75ZM79 69H80V68H79ZM81 69H82V68H81ZM117 69H119V70H117ZM155 69L157 70V68H155ZM159 69H160V68H159ZM210 69H209V70H210ZM219 69H220V68H218V70H217V69H215V70H217V72H219ZM230 69H231V68H230ZM230 69H227V70H229V72L227 71V72L225 73L224 78H227L226 75H227L228 73H230V71H231ZM255 69H256V67H255ZM258 69H259V67H257V70H258ZM2 70H3V71H2ZM19 70H18V71H19ZM24 70H25V69H24ZM31 70H32V69H31ZM34 70H35V68H34ZM43 70H44V69H43ZM46 70H47V69H45V72L47 73ZM53 70H55V69L53 68ZM53 70H52V71H53ZM63 70H64V69H63ZM69 70H70V69H69ZM71 70H70V71H71ZM73 70H74V69H73ZM85 70L83 69L84 72H85ZM90 70H87V71H90ZM160 70L163 71V69H160ZM202 70H203V69H202ZM213 70H214V69H213ZM222 70H221V72H222ZM239 70H238V73H241V72H239ZM252 70H253V72H254V68H253ZM6 71H5V72H6ZM18 71H17V72H18ZM39 71L36 70V73H37V72L39 73ZM59 71H60V70H59ZM75 71H76V70H75ZM81 71H82V70H81ZM83 71H82V72L78 71V73H79V72L82 73V74L89 73V72H85V73H84ZM91 71H90V74L92 73ZM98 71L95 72V74H96L95 77H96L97 74L99 73ZM104 71H105V72H104ZM154 71H155V70H154ZM186 71H187V69H186ZM204 71H205V70H204ZM259 71H260V69H259ZM263 71H264V70H263ZM1 72H0V73H1ZM11 72H10V73H11ZM17 72H15V73L17 74ZM23 72H26V71H23ZM27 72H28V71H27ZM31 72H32V71H31ZM54 72H55V71H53V73H54ZM97 72H98V73H97ZM150 72H151V70H150ZM155 72H158V71H155ZM163 72H165V71H163ZM168 72H169V71H168ZM168 72H167V73H168ZM231 72H233V71H231ZM234 72H235V71H234ZM251 72H252V71H251ZM256 72H258V71H256ZM10 73H8L7 75H2V74H1V75H0V79H1L2 81H3L4 79H5L6 81H7V80H11L10 78L13 79L14 76H13V74L11 73V76H12V77H10V76H9ZM19 73H20V72H18V74H19ZM40 73H41L42 75H45V74H44V71H43V72L40 71ZM55 73H56V72H55ZM213 73H214V72H213ZM238 73H233V74H238ZM261 73H262V72H261ZM16 74H15V75H16ZM25 74H26V73H25ZM29 74H30V73H29ZM32 74H33V73H32ZM41 74H36V75H37L38 77H39V76L42 77ZM56 74H59V73H56ZM63 74H64V72H63ZM68 74H69V73H68ZM68 74H67V75H68ZM76 74H77V73H76ZM119 74H120V73H119ZM121 74H123V73H121ZM121 74H120V75H121ZM149 74H150V75H149ZM155 74H156V73H155ZM155 74H154V77L156 76ZM162 74H163V73H162ZM168 74H169V73H168ZM211 74H212V73H211ZM214 74H215V73H214ZM220 74H222V73H220ZM262 74H263V73H262ZM19 75H20L21 77L23 76L21 73H20ZM60 75H61V74H60ZM77 75H78V74H77ZM77 75H76V76H77ZM98 75H100V74H98ZM102 75L104 76V74H102ZM215 75H216V74H215ZM254 75H255V78H256L257 73L254 74ZM8 76H9L10 78L7 79ZM17 76H18V75H17ZM32 76H33V75H32ZM37 76H36V78H38ZM53 76H54V75H53ZM55 76H56V75H55ZM55 76H54V77H55ZM58 76H59V75H58ZM79 76H80V75H79ZM89 76H90V75H89ZM103 76H102V79H100V80H102L101 82H100V80L98 79L99 76L97 77V81H96V79H95L94 85L97 86L98 88H99V87H102V86H101V85H102L101 83H103V82H104L103 79L107 77V76H106V77L103 78ZM117 76H118V77H117ZM121 76H123V75H121ZM124 76H125V75H124ZM213 76H214V75H213ZM213 76H212V77H213ZM230 76H231V75H230ZM259 76H260V74H258L257 78H258ZM262 76H263V75H262ZM73 77H74V76H73ZM92 77H93V74L91 75V77H88V80H87V81L90 80L89 78L92 79ZM135 77H133V78L135 79ZM156 77H157V76H156ZM170 77H171V76H170ZM170 77H169V78H170ZM217 77H219V75H218ZM247 77H248V76H247ZM247 77H246V78H247ZM260 77H261V76H260ZM260 77H259V78H260ZM28 78H29V77H28ZM28 78H27V81H28ZM30 78H32V77H30ZM30 78H29V79H30ZM42 78H43V77H42ZM69 78H70V77H69ZM99 78H100V77H99ZM129 78L132 79L130 76H129ZM152 78H153V75H152ZM152 78H151V80H153ZM222 78H223V77H222ZM257 78H256V80H258ZM262 78H263V77H262ZM262 78H260V79H262ZM20 79H21V78H20ZM20 79H19V76H18L17 79L15 78V79L13 80V82H11V83H12L11 85H2V83L0 82V83H1V84H0V122H2V123H3V122H9V123L11 122V124H14V122H15V124L17 123V124L15 125L16 131H14V132H18V133H19V132H20V133H21V132H25L26 129L24 130V127H23V125H24L25 123L22 124V123H21V120H23V119L25 120V115H26V113H29V115H30V112L28 111L27 107H26V110H25V109H20V108H22V103H21V102H22L25 98H29V97H27V96L24 94V92H23V93L21 92V90L23 91V86L21 85L22 82L20 81ZM33 79H34V78H33ZM38 79H39V78H38ZM43 79H44V78H43ZM84 79H85V81H86V78H84ZM93 79H94V78H93ZM120 79H121V77H120ZM127 79H128V77H126V79H125L126 82L129 80V79H128V80H127ZM172 79H173V78H172ZM206 79H207V78H206ZM210 79H211V78H210ZM228 79H231V77L229 78V75H228ZM1 80H0V81H1ZM21 80L23 81L24 78L22 77ZM30 80H31V79H30ZM30 80H29V82H30ZM45 80H46V79H45ZM48 80H49V79H48ZM48 80H46V81L48 82ZM98 80H99V81H98ZM106 80L108 81V79H106ZM112 80H110V81H112ZM154 80H155V79H154ZM161 80H162V79H161ZM207 80H208V79H207ZM231 80H233V79H231ZM231 80H230V81H231ZM247 80H248V79H247ZM250 80H249V81H250ZM254 80H255V79H254ZM263 80H264V78H263ZM263 80H262V82H263ZM6 81H4V82L7 84ZM11 81H12V80H11ZM19 81H20V82H19ZM32 81H33V80H31V82H32ZM39 81H40V80H39ZM39 81H37V82H39ZM56 81H57V80H56ZM63 81H64V80H63ZM63 81H61V82H63ZM69 81H70V80H69ZM71 81H73V80H71ZM90 81L92 82V80H90ZM107 81H106V82H107ZM110 81H109V82H110ZM113 81H112V82H113ZM125 81H124V82H125ZM158 81H159V80H158ZM166 81H167V80H166ZM203 81H204V80H203ZM223 81H224V80H223ZM230 81H229V82L226 81V82H227V83H233V84H234V82L236 81V79H235L234 82H233V81L230 82ZM259 81H260V80H259ZM18 82L21 83V84H20V85H21L20 88H22V89H21V90L18 89L19 92H18V91H17V92H14V93H17V95H16V94H13L12 91L10 92L9 90L12 88V90L14 89V90L16 91V87L19 88ZM24 82H25L26 84L29 83V82H26V81H24ZM24 82H23V83H24ZM49 82H51V81L49 80ZM53 82H54V81H53ZM65 82H66V80H65ZM76 82H77V81H76ZM81 82H82V81H81ZM112 82H111V83H112ZM132 82H133V81H132ZM149 82H150V81H149ZM149 82H148V83H149ZM151 82H152V81H151ZM151 82H150V84H151ZM164 82H165V81H164ZM226 82H225V83H226ZM242 82H243V81H242ZM245 82H246V81H245ZM245 82H243V83H245ZM252 82H253V81H252ZM252 82L249 83V84H250V85H251V84H254V83H252ZM254 82H256V81H254ZM262 82H260V84H262ZM9 83H10V82H8V84H9ZM43 83H44V82H43ZM58 83H59V82H57V85H56V86H58ZM63 83H64V82H63ZM117 83H118V81H117ZM122 83H123V82H122ZM127 83H128V82H127ZM141 83H140V84H141ZM143 83H142V87H143ZM227 83H226V85H227ZM263 83H264V82H263ZM33 84L36 86L38 83H35V82H34ZM49 84H50V83H49ZM51 84H52L53 86H55V83H54V84L51 83ZM51 84H50V86H52ZM64 84H65V83H64ZM75 84H76V83H75ZM107 84H109V83H107ZM114 84H115V83H114ZM132 84H133V83H132ZM140 84H139V85H140ZM152 84H154V83H152ZM155 84H156V83H155ZM166 84H167V83H166ZM245 84H247V83H245ZM23 85H24V84H23ZM27 85H28V84H27ZM61 85H62V84H61ZM61 85H59V87H60ZM71 85H72V84H71ZM79 85H80V84H79ZM109 85H111V84H109ZM122 85H124V84H121V85H119V86H118V84H117V86L114 85V88H115V86H116V88H117V87H120V86H122ZM133 85H135V84H133ZM133 85H132V86H133ZM156 85H157V84H156ZM156 85H155V86H156ZM160 85H161V84H160ZM229 85H230V84H229ZM243 85H244V84H243ZM250 85H248V86H250ZM255 85H256V84H255ZM255 85H254V87H255ZM257 85H258V87H259V83H258ZM53 86H52L50 89H53ZM65 86H67V85L65 84ZM90 86H92V84H90ZM107 86H108V85H107ZM127 86H128V85H127ZM151 86H153V88L155 87L154 85H150V86H148V87H147V85H146V87H147L148 89H150ZM164 86H165V85H164ZM164 86H163V88H164ZM248 86H246V88H247ZM252 86H253V85H252ZM262 86H264V85H261V87H262ZM30 87H31V86H30ZM41 87H42V86H40V88H38V89L41 90ZM63 87H64V86H63ZM73 87H74V86H73ZM128 87L130 88L131 86H128ZM128 87H127L126 89H125L124 87H122V88L126 91V90L128 89ZM135 87H136V86H135ZM138 87H139V86H138ZM144 87H145V86H144ZM146 87H145V89H146ZM228 87H229V86H228ZM231 87H232V88H231L232 90H235V91L237 92V90H236L237 86H235V84H234V85H231ZM243 87H244V86H243ZM36 88H37V87H35V89H36ZM43 88H44V87H43ZM60 88H61V87H60ZM71 88H72V87H71ZM83 88H84V86H83ZM105 88H107V87H106V86L104 87V91H105ZM112 88H113V85H112ZM116 88H115V89H116ZM122 88H120V90H122ZM131 88H132V87H131ZM136 88H137V87H136ZM153 88L151 87L152 90H155V88H154V89H153ZM157 88H158V85H157ZM157 88H156V89H157ZM244 88H245V87H244ZM27 89H28V88H27ZM27 89H26V86H25L24 91H28V92H30V91L27 90ZM29 89H30V88H29ZM46 89H47V88H46ZM55 89H56V87H55ZM65 89H66V88H65ZM68 89H69V88H68ZM139 89H140V88H139ZM145 89L142 88L141 91H143L144 93H146L147 90L144 91ZM159 89H160V91H161V90H162V91L164 90V89H162L161 86L159 87ZM159 89H158V92L161 93V92L159 91ZM166 89H169V88H168V85H167V88H166ZM191 89H192V88H191ZM255 89H256V87H255ZM255 89H254V91H255ZM32 90H33V89H32ZM36 90H37V89H36ZM43 90H44V89H43ZM48 90H49V89H48ZM61 90H62V89H60V92H61ZM63 90H64V89H63ZM63 90H62V91H63ZM66 90H67V89H66ZM66 90H65V92L63 91V93L68 94L69 90H67V93H66ZM109 90H110V89H109ZM109 90H108V88H107V92H108ZM116 90H117V89H116ZM116 90H113V91L115 92ZM133 90H135V89H133ZM193 90H194V89H193ZM208 90H209V89H208ZM259 90H260V89H259ZM34 91H35V90H34ZM34 91H33V92H34ZM37 91H38V90H37ZM37 91H35V92H37ZM41 91H42V90H41ZM44 91H45V90H44ZM57 91L59 92L58 89H57ZM104 91H103V92H104ZM110 91H111V92H110ZM110 91H109L108 93L111 94V93H112V90H110ZM118 91H119V89H118ZM125 91H124V93H126ZM128 91H129V92H132V89H131V91H130V89L127 90V92H128ZM138 91H139V90H138ZM138 91H137V92L135 91V92L138 93ZM141 91H140V92H141ZM148 91H149V93H150V90H148ZM252 91H253V90H252ZM257 91H258V90H257ZM263 91H264V89H263ZM46 92H47V91H46ZM46 92H45V93H46ZM51 92H52V91H51ZM120 92H121V91H119V92L116 91L117 94L114 95V98H115L116 96H117V98H119V97H120V94H122V93H120ZM122 92H123V90H122ZM135 92H133V93H135ZM140 92H139V93H140ZM143 92H142L141 94H139V93L136 94V93H135L134 95H139L140 97H141V95H142V97H143V96L145 97V95H146V96L148 95V92H147V94H145V95H143ZM155 92H156V94H157V90L154 91V93H155ZM242 92H244V93L246 92V93H247V90L245 89V91H242ZM250 92H251V91H250ZM30 93H32V92H30ZM37 93H40V92H37ZM41 93H42V92H41ZM48 93H49V91L47 92V94H48ZM108 93H107V94H108ZM118 93H120V94H118ZM159 93H158V95H156V94H153V93L151 92V94H152L153 96H155V95L158 96L157 98L154 97V102H155V104H154V103H153V104H154L156 107L158 106V107H162V108H163V107H164V108H165V107H166V108H169L170 105H168V104H171L172 102L170 103V102H169L170 100H168V101H167V100H166V101H163V100H165L166 98L163 99V100L160 98L162 101H159V102H158V100H160V99H159V95H160ZM164 93H165V92L163 91L162 94H164ZM187 93H188V92H187ZM192 93H193V92H192ZM227 93H228V91H227ZM227 93H226V94H227ZM244 93H243V94L240 93V94L244 95ZM246 93H245V94H246ZM26 94H28V93H26ZM110 94H109V95H110ZM151 94H150V98H151ZM185 94H186V93H185ZM230 94H231V91H230ZM238 94H239V93H238ZM240 94L237 96V98L240 96ZM247 94L250 95L249 93H247ZM247 94H246V95H247ZM258 94L260 95V92H259ZM49 95H50V93H49ZM124 95H126V94H124ZM127 95H128V96L131 95V96L128 97L129 100H128V98H126V100L129 101V104H130V102H131L133 99H134L133 101L135 102V99H136V98H133V97H132V94L128 93ZM134 95H133V96H134ZM166 95H167V94H166ZM166 95L164 94V97H167ZM227 95H228V94H227ZM235 95H236V94H235ZM252 95H253V94L251 93V96H252ZM256 95H257V94H256ZM263 95H264V94H263ZM30 96H31V94H30ZM50 96H51V95H50ZM59 96H60V93H59ZM70 96H71V95H70ZM70 96H69V97H70ZM105 96H106V95H105ZM105 96H104V97H105ZM161 96H162V95H160V97H161ZM170 96H171V95H170ZM194 96H195V95H194ZM230 96H231V95H230ZM244 96H245V95H244ZM260 96H261V95H260ZM260 96H259V98H256V96H255V98H254V97H253V98H254V99H258L257 101L260 102V103H261V100L263 99L262 102L264 103V97L262 96L263 98H261V100H260ZM33 97H34V95H33ZM51 97H53V96H51ZM95 97H96V95H95ZM106 97H108V95H107ZM106 97H105V100H101V101H105V103H106V106H105V107H107V104H108L107 101L110 103V101H109L110 99L108 98L109 100L106 101ZM109 97H111V99H112V94H111ZM135 97H136V96H135ZM162 97H163V96H162ZM191 97H192V96H191ZM227 97H228V96L225 95L224 100H225ZM231 97H232V96H231ZM257 97H258V96H257ZM30 98H31V97H30ZM39 98H40V97H39ZM46 98H47V97H45V98L42 97V99L40 100L41 102L39 101V103H42L43 101H45L44 103L46 104V101H47ZM64 98H65V97H64ZM120 98H121V97H120ZM130 98H131V99L133 98V99L130 100ZM155 98H156V101H155ZM169 98H171V97L168 96L167 99H169ZM202 98H203V97H202ZM202 98H201V99H202ZM232 98H233V97H232ZM232 98H231V99H232ZM241 98H246V99L248 100L247 96H246V97H241ZM44 99H45V100H44ZM48 99H49V98H48ZM65 99H66V98H65ZM70 99H72V98L70 97ZM95 99H96V98H95ZM98 99H99V98H98ZM121 99H122V98H121ZM121 99H120V102H122V101L124 102V101H125V100H124L125 98H123L122 101H121ZM218 99H219V98H218ZM218 99H217V100L215 99V101H216L217 104H218V102H217ZM231 99H230V100H231ZM42 100H43V101H42ZM52 100H53V99H52ZM112 100H113V102H114L115 99H112ZM136 100H137V99H136ZM139 100H140V99H139ZM147 100H148V99H147ZM147 100H145V101H147ZM175 100H176V99H175ZM193 100H194V99H193ZM203 100H204V98H203ZM205 100H206V99H205ZM213 100H214V99H213ZM219 100H220V99H219ZM234 100H235L234 102H233V100H232V103L237 102L236 99H234ZM237 100H238V99H237ZM244 100H245V99H243V101H242V104H243L244 106H242V104H240V105H241V109H240V110H241L243 113H244L245 111H243L242 109L245 107V104H246V103L249 104L248 102H250V101H247V100H246V102H245ZM24 101H26V100H24ZM50 101H51V98H50ZM60 101H61V100H60ZM62 101H63V100H62ZM70 101H71V100H70ZM97 101H98V100H97ZM116 101L118 102L119 99L116 100ZM127 101H125V102H127ZM137 101H138V100H137ZM215 101H214V102L211 101V102H212V103H215ZM238 101H239V100H238ZM240 101H241V100H240ZM19 102H20V104H21V107H20V108H19V104L17 105V103H19ZM27 102H28V101H27ZM34 102H35V101H34ZM34 102H33V103H34ZM47 102H48V101H47ZM95 102H96V100H95ZM123 102H122V103H123ZM125 102H124V103H125ZM168 102H169V103H168ZM191 102H192V101H191ZM194 102H195V101H194ZM201 102H203V101H201ZM211 102H210V105H211ZM219 102L221 103V100H220ZM222 102H223L224 104L226 103V101H222ZM243 102H244V103H243ZM33 103H29V104H33ZM65 103H66V102H65ZM82 103H83V102H82ZM96 103H97V102H96ZM100 103H101V102H100ZM100 103H98V104L101 105L102 108H103L104 105H102V104H100ZM102 103H103V102H102ZM105 103H103V104H105ZM114 103H116V102H114ZM124 103H123L122 105H124ZM216 103H215V104H216ZM227 103H228V102H227ZM239 103H240V102H239ZM239 103H238V104H239ZM49 104H50V103H49ZM49 104H47V105L49 106ZM66 104H67V103H66ZM78 104H79V103H78ZM98 104H97V106H99ZM110 104H111V105L113 104L112 101H111ZM110 104H108V105H110ZM117 104H118V107H116ZM117 104L113 105L114 108H113V107H112V108H113L114 110H115V107H116V109H118V108L120 107V105H121V103H120V105H119V102H118ZM126 104L128 105V102H127ZM126 104H125V105H126ZM136 104H138V103H136ZM228 104H229V103H228ZM230 104H231V103H230ZM235 104H236V103H235ZM251 104H252V102H251ZM42 105H43V104H42ZM57 105H58V104H57ZM60 105H61V104H60ZM79 105H80V104H79ZM89 105H90V104H89ZM95 105H96V104H95ZM142 105H143V104H142ZM164 105H165V106H164ZM183 105H184V104H183ZM185 105H186V104H185ZM210 105H209V106H210ZM263 105H264V104H263ZM28 106H29V105H28ZM34 106H35V104H34ZM50 106H52V105L50 104ZM55 106H56V105H55ZM62 106H63V105H62ZM76 106H77V104H76ZM134 106H136V105H133L132 102H131V104H130V108L132 109V108H134ZM138 106H140V105L138 104ZM138 106H137V107H138ZM167 106H168V107H167ZM206 106H207V105H206ZM211 106H212V105H211ZM213 106H215V105H213ZM213 106H212V107H213ZM220 106H222V105H220ZM229 106H230V105H227V108H228ZM231 106H232V105H231ZM234 106H235V105H233V108H236V107H237V106H236V107H234ZM246 106H247V105H246ZM23 107L25 108V105H24ZM37 107L39 108L40 106H37ZM37 107H36V109H37ZM58 107H59V106H58ZM72 107H73V106H72ZM88 107H89V106H88ZM99 107H100V106H99ZM121 107H122V106H121ZM121 107H120V108H121ZM124 107H126V106H124ZM140 107H141V106H140ZM151 107H152V106H151ZM156 107H155V109H156ZM171 107H172V105H171ZM171 107H170V108H171ZM178 107H179V106H178ZM185 107H187V106H185ZM189 107H190V106H189ZM207 107H208V106H207ZM218 107H219V105H218ZM218 107H216V108H218ZM222 107H223V106H222ZM222 107H221V108H222ZM248 107L250 108V105H248ZM253 107H254V106H253ZM41 108H42V107H41ZM54 108H55V107H54ZM62 108H63V107H62ZM68 108L70 109V107H68ZM80 108H81V107H80ZM102 108H101V109H102ZM110 108H111V107H110ZM120 108H119V109H120ZM135 108H136V107H135ZM138 108H139V107H138ZM138 108H136V109H138ZM195 108H196V107H195ZM216 108H215V109H216ZM221 108H220V109H221ZM233 108H230V109H233ZM259 108H260V106H259ZM259 108H257V109H259ZM34 109H35V108H34ZM43 109H44V106H43ZM50 109H51V108H50ZM56 109H58L57 106H56ZM59 109H61V108H59ZM77 109H78V108H77ZM77 109H76V110H77ZM82 109H83V108H82ZM82 109H80V110H82ZM91 109H92V108H91ZM91 109H90V110H91ZM94 109H95V108H94ZM104 109H105V108H104ZM108 109H109V107H108ZM108 109H107V110H108ZM127 109H128V108H127ZM141 109H142V108H141ZM155 109H154V110H155ZM173 109H174V108H173ZM191 109H192V108H191ZM208 109L210 110V108H208ZM215 109H213V110H215ZM222 109H223V108H222ZM238 109H239V108H238ZM246 109L248 110V108H246ZM251 109H252V107H251ZM253 109H254V108H253ZM261 109H262V108H261ZM261 109H259V110H261ZM263 109H264V108H263ZM29 110L32 111L31 108H30ZM37 110H38V109H37ZM71 110H72V109H71ZM96 110H98V109L96 108ZM142 110H143V109H142ZM142 110H141L140 112H142ZM145 110H146V109H145ZM147 110H148V109H147ZM175 110H176V112H177V109H175ZM213 110H211V112H212ZM216 110H217V109H216ZM233 110H234V109H233ZM244 110H245V109H244ZM254 110H255V109H254ZM21 111H22V112H21ZM40 111H41V110H40ZM40 111H39V112H40ZM51 111H52V109H51ZM56 111H57V110H56ZM62 111H63V110H62ZM65 111H66V110H65ZM78 111H79V110H78ZM92 111H93V110H92ZM94 111H95V110H94ZM94 111H93V112H94ZM101 111H103V110H101ZM122 111H123V110H122ZM124 111H125V110H124ZM131 111H134V109H132ZM158 111H159V110H157V112H158ZM165 111H166V110H165ZM189 111H190V110H189ZM218 111H219V110H218ZM221 111H223V110H221ZM228 111H229V110H228ZM237 111H238V110H237ZM35 112H36V110H35ZM54 112H55V111H54ZM73 112H74V111H73ZM73 112H72V113H73ZM109 112H110V111H109ZM128 112H129V111H128ZM136 112H137V111H136ZM155 112H156V111H155ZM163 112H164V111H163ZM174 112H175V111H174ZM178 112H179V111H178ZM178 112H177V113H178ZM183 112H184V110H183ZM183 112H182V113H183ZM233 112H234V111H233ZM247 112H248V113H251L249 110H248ZM247 112H246V114H247ZM256 112H257V111H256ZM56 113H57V112H56ZM68 113H69V112H68ZM76 113H79V112H76ZM100 113H101V112H100ZM133 113H134V112H132V114H133ZM190 113H192V112H190ZM194 113H195V112H194ZM216 113H217V112H216ZM216 113H214V114H216ZM224 113H225V112H224ZM226 113H227V111H226ZM243 113H242V114H243ZM108 114H109V113H108ZM135 114H136V113H135ZM146 114H147V112H146ZM146 114H145V115H146ZM148 114H149V113H148ZM148 114H147V115H148ZM172 114H173V113H169V115H172ZM180 114H181V113H180ZM183 114H184V113H183ZM217 114H218V113H217ZM219 114H220V113H219ZM228 114H230V112H229ZM242 114H241V115H242ZM256 114H257V113H256ZM261 114H262V112H261ZM32 115H33V111H32ZM32 115H31V116H32ZM63 115H64V113H63ZM65 115H67V114H65ZM79 115H80V114H79ZM100 115H101V114H100ZM100 115H99V116H100ZM127 115H128V114H127ZM127 115H126V116H127ZM133 115H134V114H133ZM158 115H159V114H158ZM192 115H193V114H192ZM232 115H233V114H232ZM247 115H249V114H247ZM263 115H264V114H263ZM51 116H53V115H51ZM68 116H69V115H68ZM129 116H130V115H129ZM140 116H143V113H142V115H140ZM159 116H160V115H159ZM167 116H168V115H167ZM172 116H173V115H172ZM178 116H179V115H178ZM213 116H214V115H213ZM226 116H227V115H226ZM229 116H230V115H229ZM237 116H238V115H237ZM239 116H240V115H239ZM251 116H252V115H251ZM254 116H255V115H253V117H254ZM260 116H261V115H260ZM260 116L258 117V115H256V117H258V118H262V117H260ZM101 117H102V116H101ZM113 117H114V116H113ZM146 117H148V116H146ZM153 117H154V116H153ZM190 117H191V116H190ZM231 117H232V116H231ZM233 117H235V116H233ZM240 117H241V116H240ZM240 117H239V118H240ZM246 117H248V116H246ZM263 117H264V116H263ZM38 118H39V117H38ZM50 118H52V117H50ZM61 118H62V117H61ZM61 118H60V119H61ZM67 118H68V117H67ZM67 118H66V119H67ZM117 118H118V117H117ZM150 118H151V116H150ZM155 118H156V117H155ZM163 118H164V117H163ZM173 118H174V117H173ZM216 118H217V117H216ZM224 118H225V116H224ZM229 118H230V117H229ZM239 118H238L239 121H240V120H242V121H245V120H246V118H245L244 116H243V118L241 117L242 119H239ZM248 118H249V117H248ZM254 118H255V117H254ZM27 119H28V117H27ZM95 119H96V118H95ZM99 119H100V118H99ZM107 119H108V117H107ZM146 119H147V118H146ZM153 119H154V118H153ZM158 119H159V118H158ZM184 119H185V118H184ZM230 119H231V118H230ZM243 119H244V120H243ZM249 119H251V118H249ZM249 119H248V121L246 120V121H247V122H246L247 125L249 124V123H248V122L250 121ZM38 120H39V119H38ZM50 120H51V119H50ZM55 120H56V119H55ZM64 120H65V119H64ZM69 120H70V119H68V121H69ZM123 120H124V119H123ZM129 120H130V119H129ZM156 120H157V119H156ZM186 120H187V119H186ZM228 120H229V119H228ZM228 120H227V121L225 120V121L228 123V122H229ZM231 120H235V119L233 118V119H231ZM236 120H237V119H236ZM260 120H261V119H260ZM263 120H264V119H263ZM25 121H26V120H25ZM30 121H31V120H30ZM43 121H44V120H43ZM62 121H63V119H62ZM66 121H67V120H66ZM97 121H98V120H97ZM124 121H125V120H124ZM152 121H153V120H152ZM154 121H155V120H154ZM158 121H159V120H158ZM158 121H157V123H158ZM165 121H166V120H165ZM169 121H171V120H169ZM181 121H182V120H181ZM206 121H207V120H206ZM214 121H215V120H214ZM219 121H220V120H219ZM251 121H252V120H251ZM258 121H259V120H258ZM63 122H64V121H63ZM161 122H162V121H161ZM161 122H160V123H161ZM217 122H218V121H217ZM232 122H233V121H230V122H229V125H231L230 123H232ZM49 123H50V122H49ZM56 123H58V122H56ZM69 123L72 124L71 122H68V124H69ZM114 123H115V122H114ZM121 123H124V122H121ZM121 123H120V124H121ZM126 123H128V122H126ZM155 123H156V122H155ZM188 123H189V122H188ZM220 123L223 124L224 122H220ZM227 123H226V124H227ZM251 123H253V122H251ZM263 123H264V122H263ZM37 124H39V121H38ZM103 124H104V123H103ZM128 124H129V123H128ZM136 124H137V123H136ZM146 124H147V123H146ZM167 124H168V123H167ZM181 124H182V123H181ZM194 124H195V123H194ZM211 124L213 125V123H211ZM211 124H210V125H211ZM244 124H245V122H244ZM246 124H245V125H246ZM256 124H258V122L255 123V125H256ZM259 124H260V122H259ZM25 125H26V124H25ZM100 125H101V123H100ZM129 125H130V124H129ZM137 125H138V124H137ZM161 125H162V124H161ZM186 125H187V124H186ZM210 125H209V126H210ZM224 125H225V124H223V127H224ZM250 125H251V124H250ZM12 126H13V125H12ZM32 126H33V125H32ZM72 126H74V125H72ZM89 126H90V124H89ZM92 126H93V125H92ZM101 126H102V125H101ZM115 126H116V125H115ZM133 126H134V124H133ZM140 126H141V125H140ZM140 126H139V127H140ZM149 126H150V125H149ZM153 126H154V125H153ZM173 126H174V124H173ZM176 126H177V125H175L174 127H176ZM184 126H185V125H184ZM207 126H208V125H207ZM221 126H222V125H221ZM221 126H220V127H221ZM18 127H19V128H18ZM25 127L27 128V125H26ZM81 127H82V126H81ZM106 127H107V126H106ZM118 127H119V126H118ZM124 127H125V126H124ZM128 127H129V126H127V128H128ZM131 127H132V126H131ZM135 127H136V126H135ZM151 127H152V126H151ZM159 127H160V126H159ZM161 127H163V126H161ZM165 127H166V126H165ZM167 127H168V126H167ZM174 127H173V128H174ZM191 127H192V126H191ZM193 127H194V126H193ZM193 127H192V128H193ZM212 127H214V126H211V128H212ZM226 127H228V126L226 125ZM236 127H237V126H236ZM248 127H249V125H248ZM5 128H6V127H5ZM13 128H14V127H13ZM37 128H38V126H37ZM65 128H66V127H65ZM103 128L105 129V127H103ZM125 128H126V127H125ZM127 128H126V130H127ZM132 128H133V127H132ZM132 128H131V129H132ZM137 128H138V127H137ZM148 128H149V127H148ZM185 128H186V126H185ZM202 128H203V127H202ZM208 128H209V127H208ZM214 128H215V127H214ZM229 128H233V127L230 126V127H228V129H229ZM245 128H246V127H245ZM34 129H35V128H34ZM71 129H72V128H71ZM91 129H92V128H91ZM100 129H101V128H100ZM144 129H145V128H144ZM215 129H216V128H215ZM215 129H210L209 131L214 130L213 132H215V133H216L217 130H218L219 132L222 131V130H220V129H216V130H215ZM233 129H235V127H234ZM8 130H10V129L8 128ZM20 130H21V131H20ZM32 130H33V129H32ZM98 130H99V129H98ZM120 130H121V128H120ZM136 130H137V129H136ZM141 130H143V129H141ZM177 130H179V129H177ZM180 130H181V129H180ZM188 130H189V129H188ZM201 130H202V129H201ZM231 130H232V129H230L229 131H231ZM74 131H75V130H74ZM105 131H106V130H105ZM112 131H113V130H112ZM128 131H129V130H128ZM150 131H151V130H150ZM154 131H155V130H154ZM166 131H168V130H166ZM181 131H182V130H181ZM181 131H180V132H181ZM183 131H184V130H183ZM198 131H199V130H198ZM218 131H217V132H218ZM225 131H226V129H225ZM229 131H228V132H229ZM236 131H237V130H236ZM11 132H12V130H11ZM14 132H13V133H14ZM89 132H90V131H89ZM101 132H102V129H101ZM144 132H145V131H144ZM151 132H152V131H151ZM164 132H165V131H164ZM170 132H171V131H170ZM174 132H175V131H174ZM189 132H190V131H189ZM219 132H218V133H219ZM234 132H235V131H234ZM245 132H246V131H245ZM7 133H8V132H7ZM18 133H17V135H18ZM65 133H66V132H65ZM99 133H100V132H99ZM103 133H105V132L103 131ZM112 133H113V132H112ZM123 133H124V132H123ZM125 133H126V132H125ZM137 133H138V132H137ZM154 133H156V132H154ZM157 133H158V132H157ZM167 133H168V132H167ZM167 133H166V134H167ZM171 133H172V132H171ZM177 133H179V132H177ZM208 133H211V134H212V132H208ZM235 133H236V132H235ZM246 133H247V132H246ZM15 134H16V133H15ZM15 134H14V135H15ZM22 134H23V133H22ZM62 134H64V133H62ZM62 134H61V135H62ZM86 134H87V133H86ZM106 134H108V137H109V133H106ZM159 134H160V133H159ZM166 134H165V135H166ZM169 134H170V133H168V135H169ZM179 134H180V133H179ZM185 134H186V133H185ZM185 134H184V135H185ZM219 134H221V133H219ZM222 134H223V133H222ZM232 134H234V133L229 132V134H227V136L230 135L229 138H228V140L230 141V143H229L228 140H225V143H226V142L229 143V144L231 145V147H232L233 149H235V151H238V150H239V152H241V154H242V155H240V153H239V156H236L238 153L235 154V157H232V158H233L232 161H234L236 164H239V165H240V163H241V161H242L243 164H244V163H246V162H244V160L246 159V157H245V159H244V158H243V155H246L245 153L249 154V153L251 152V150L248 149V148L250 147L249 144L246 143V141H248V139H247L245 142H240V143H239V142H237L236 139H235L236 136L238 137V135H235V136L233 135V136L235 137V138H233V137H231ZM236 134H237V133H236ZM238 134H239V133H238ZM248 134H249V133H248ZM250 134H251V132H250ZM7 135H8V134H7ZM9 135H10V134H9ZM17 135L14 136L15 139L17 138V139H16V142L20 139V138H18L20 134L18 135V137H16ZM58 135H59V133H58ZM146 135H147V132H146ZM163 135H164V133H163ZM198 135H199V134H198ZM208 135H210V134H208ZM259 135H260V134L258 133V137H259ZM263 135H264V133H263ZM263 135H261V137H262ZM53 136H54V135H53ZM115 136H116V135H115ZM173 136H174V134H173ZM175 136H176V135H175ZM181 136H182V135H180V137H181ZM216 136H217V135H215V137H216ZM221 136H222V135H221ZM252 136H254L253 138L251 137L252 139H256V138H255V134H252ZM256 136H257V135H256ZM9 137H10V136H9ZM9 137H8V138H9ZM60 137H61V136H60ZM116 137H117V136H116ZM133 137H134V136H133ZM178 137H179V136H178ZM184 137H185V136H184ZM186 137H187V136H186ZM202 137H203V136H202ZM206 137H208V136H206ZM209 137H212V135H210ZM215 137L213 136V138H214L213 141H215ZM219 137H220V136H219ZM225 137H226V136H225ZM225 137H224V139H225ZM243 137H244V136H243ZM243 137H242V138H243ZM261 137H260V138H261ZM14 138H12V139H14ZM22 138H23V137H22ZM50 138H51V136H50ZM120 138H121V137H120ZM130 138H131V137H130ZM130 138H129V139H130ZM150 138H151V137H150ZM170 138H171V137H170ZM172 138H174V137H172ZM204 138H205V135H204ZM217 138H218V136L216 137V139H217ZM222 138H223V137H222ZM245 138H248V137H245ZM249 138H250V136H249ZM262 138H263V139H262ZM262 138H261V140L259 139V140H260V143H261L262 140H264V137H262ZM12 139H11V140H12ZM27 139H28V138H27ZM46 139H47V138H46ZM56 139H57V138H56ZM92 139H93V138H92ZM141 139H142V138H141ZM143 139H144V138H143ZM154 139H155V138H154ZM167 139H168V137H167ZM183 139H185V138H183ZM183 139H182V140H183ZM188 139H189V138H188ZM192 139H193V138H192ZM226 139H227V137H226ZM7 140H8V139H7ZM21 140H23V139H21ZM21 140H20V141H21ZM47 140H48V139H47ZM89 140H90V139H89ZM114 140H115V139H114ZM171 140H172V139H171ZM208 140H209V139H208ZM211 140H212V138H211ZM219 140L221 141L222 139L219 138ZM243 140H245V139H243ZM243 140L241 139V141H243ZM249 140H250V139H249ZM8 141H10V140H8ZM12 141H13V140H12ZM110 141H111V140H110ZM117 141H118V140H117ZM151 141H152V140H151ZM151 141H149V142H151ZM157 141H158V140H157ZM183 141H184V140H183ZM192 141H193V140H192ZM213 141H212V142H213ZM220 141H219V143H222V141L224 142V140H222L221 142H220ZM254 141H255V140H254ZM254 141H253V142H254ZM10 142H11V141H10ZM14 142H15V141H14ZM21 142H22V143H25L26 140H25V141H21ZM21 142H20V143H21ZM52 142H53V141H52ZM119 142H120V141H119ZM172 142H173V141H172ZM179 142H180V141H179ZM186 142H187V141H186ZM188 142H189V140H188ZM200 142H201V141H200ZM209 142H210V141H209ZM212 142H210V145H211ZM255 142H256V141H255ZM263 142H264V141H263ZM263 142H262V144H263ZM7 143H9V142H7ZM18 143H19V142H18ZM18 143H17V145H18ZM30 143H31V142H30ZM30 143H29V144H30ZM46 143H47V141H46ZM110 143H111V142H110ZM145 143H146V142H145ZM157 143H158V142H157ZM202 143H203V142H202ZM205 143H206V141H205ZM205 143H204V144H205ZM227 143H226V144H227ZM248 143H250V145L252 144V142H248ZM10 144H11V143H10ZM15 144H16V143H15ZM48 144H49V142L47 143V147H48ZM55 144H56V143H55ZM107 144H108V143H107ZM188 144H189V143H188ZM207 144H208V142H207ZM207 144H206V145H207ZM229 144H227V145H229ZM257 144H258V143H257ZM262 144H260L261 147H262ZM11 145H12V144H11ZM13 145H14V144H13ZM20 145L22 146V144H20ZM24 145H25V144H24ZM24 145H23V146H24ZM53 145H54V144H53ZM161 145H163V144H161ZM165 145H167V144H165ZM208 145H209V144H208ZM221 145H222V144H221ZM223 145H224V144H223ZM223 145H222V146H223ZM252 145H253L252 147H253V149H254V148H255V147H254L255 143L252 144ZM25 146H26V145H25ZM27 146H28V145H27ZM90 146H91V145H90ZM90 146H89V147H90ZM177 146H178V145H177ZM197 146H199V145H197ZM197 146H195V147H197ZM202 146H203V145H202ZM204 146H205V145H204ZM219 146H220V145H219ZM224 146H226V145H224ZM255 146H259V145H255ZM263 146H264V145H263ZM17 147H18V146H16V148H17ZM28 147H30V146H28ZM106 147L108 148V146H106ZM164 147H165V146H164ZM206 147L209 148V146H206ZM212 147H214V146H212ZM18 148H19V147H18ZM20 148H23V147H20ZM24 148H26V147H24ZM32 148H33V147H32ZM51 148H53V147H51ZM90 148H91V147H90ZM226 148H227V147H226ZM229 148H230V147H229ZM259 148H260V147H259ZM35 149H36V148H35ZM41 149H42V148H41ZM47 149H48V148H47ZM116 149H117V147H116ZM118 149H119V148H118ZM164 149H165V148H164ZM164 149H163V150H164ZM167 149H168V148H167ZM167 149H166V150H167ZM181 149H182V148H181ZM181 149H180V150H181ZM185 149H186V147H185ZM199 149H200V148H199ZM206 149H207V148H206ZM210 149H211V148H210ZM213 149H214V148H213ZM221 149H222V148H221ZM227 149H228V148H227ZM237 149H238V150H237ZM0 150H1V149H0ZM13 150H14V149H13ZM23 150H24V149H23ZM26 150H27V149H26ZM105 150H107V149H105ZM109 150H110V149H109ZM111 150H112V149H111ZM178 150H179V149H177V151H178ZM214 150H215V149H214ZM258 150H259V149H258ZM260 150L262 151V148H261ZM1 151H2V150H1ZM1 151H0V152H1ZM28 151H29V150H28ZM55 151H56V150H55ZM116 151H117V150H116ZM116 151H115V149H114L113 154H114ZM153 151H154V150H153ZM161 151H162V150H161ZM164 151H165V150H164ZM174 151H175V150H174ZM174 151H173V152H174ZM177 151H176V152H177ZM190 151H191V150H190ZM200 151H201V150H200ZM219 151H220V150H219ZM232 151H234V150H232ZM232 151L230 150L229 152H227V151H226V152L230 154V152H232ZM255 151H256V150H255ZM12 152H14V151H12ZM41 152H42V151H41ZM101 152H102V151H101ZM101 152H100V153H101ZM111 152H112V151H111ZM117 152H119V151H117ZM117 152H116V154H117ZM165 152H166V153H165ZM165 152H161L160 155L165 156V155L167 154V156H165V157L168 158V159H166V160H167V163H168V160H170V159H172V157H174V156L171 157V155H174L176 152H175L174 154H171V155H170L167 151H165ZM206 152H207V151H206ZM224 152H225V151H224ZM224 152H223V153H224ZM226 152H225V153H226ZM248 152H249V153H248ZM262 152H263V151H262ZM1 153H2V152H1ZM23 153H24V152H23ZM38 153H39V151H38ZM46 153H47V152H46ZM86 153H87V152H86ZM96 153L98 154L97 151H95V154H96ZM170 153H172V152H170ZM179 153H181V152H179ZM200 153H201V152H200ZM209 153H210V152H208V154H209ZM234 153H236V152H234ZM234 153H232V154H234ZM26 154H27V153H26ZM31 154H32V156L37 157V154H36L34 151H32V150H31ZM39 154H40V153H39ZM39 154H38V156H39ZM97 154H96V155H97ZM104 154H105V153H104ZM119 154H121V152H119ZM177 154H178V152L176 153V155H177ZM182 154H183V153H181L180 155H182ZM229 154H228V155H229ZM1 155H3V154H1ZM28 155H29V154H28ZM40 155H42V153H41ZM123 155H124V158H127V156H129L130 154L128 155V154L126 153V154H123ZM126 155H127V156H126ZM138 155H139V154H138ZM178 155H179V154H178ZM178 155H177V158H178ZM226 155H227V154H226ZM226 155H225V157H226ZM259 155H260L259 157H260V159H261V161H262V165H264V152H263V153H259ZM44 156H45V155H44ZM97 156H98V155H97ZM108 156H109V155H108ZM110 156H111V154H110ZM156 156H157V155H156ZM156 156H155V157H156ZM162 156H161V157H162ZM195 156H196V155H195ZM206 156H208V155H206ZM209 156H210V155H209ZM214 156H215V155H214ZM221 156H222V154H221ZM221 156L219 155V157H221ZM230 156H231V154H230ZM240 156H241L242 158H241ZM1 157L4 158V156H1ZM39 157H40V156H39ZM114 157H115V154H114ZM114 157H113V159L116 160V158H118L119 156L116 157V158H114ZM121 157L123 158V156H121ZM133 157H134V156H133ZM145 157H146V156H145ZM150 157H151V156H150ZM161 157H159V158H161ZM170 157H171V158H170ZM211 157H212V156H211ZM219 157H218V158H219ZM225 157H224V158H225ZM251 157H252V156H251ZM8 158H9V157H8ZM31 158H33V157H31ZM37 158H38V157H37ZM40 158H43V157H40ZM111 158H112V157H111ZM119 158H120V157H119ZM139 158H140V157H139ZM141 158H142V157H141ZM146 158H147V157H146ZM159 158H158V159H159ZM169 158H170V159H169ZM208 158H209V157H208ZM213 158H214V157H213ZM221 158H222V157H221ZM221 158H220V159H221ZM228 158L230 159L231 157H228ZM240 158H241V159H240ZM249 158H250V157H249ZM5 159H6V158H4V160H5ZM33 159H34V158H33ZM44 159H45V158H44ZM108 159H109V158H108ZM120 159H121V158H120ZM129 159H131V158H128V160H129ZM143 159H144V157H143ZM147 159L150 160L149 158H147ZM158 159H157V160H158ZM225 159H226V158H225ZM242 159H244V160H242ZM30 160H31V159H30ZM35 160H36V159H35ZM39 160H40V159H39ZM52 160H53V159H52ZM122 160H123V159H122ZM122 160H121V162L118 161V163H119V162H120V163H123V161H124L125 159H124L123 161H122ZM126 160H127V159H126ZM139 160H140V159H138L137 161H139ZM153 160H154V159H153ZM157 160H155V162H156ZM162 160L165 161L164 159H162ZM172 160L175 161L174 158H173ZM182 160H183V159H182ZM200 160H201V157H200ZM206 160H208V165H207L205 168H207V167L209 166V164H210V166L213 168V169H212V170H213L212 172H215L214 170L217 171L218 168L221 167L220 165H217L216 161H214V160H210V159H206ZM206 160H205V161H206ZM252 160H253V159H252ZM5 161H7V160H5ZM11 161H12V160H11ZM15 161H16V160H15ZM108 161H109V160H108ZM144 161L146 162V164L144 163ZM144 161L141 162V160H140V163H144L143 165H145V166H147V164L150 165V163H151V162L149 163V161H146V159H145ZM151 161H152V159H151ZM160 161H161V159H160ZM170 161H171V160H170ZM170 161H169V163H170ZM173 161H171V162H173ZM191 161H193V160H191ZM194 161H195V160H194ZM196 161H197V160H196ZM201 161H202V160H201ZM205 161H204V162H205ZM228 161H229V160H228ZM230 161H231V160H230ZM1 162H2V161H1ZM21 162H22V161H21ZM23 162H24V161H23ZM33 162H34V161H33ZM71 162H72V161H71ZM125 162H126V161H125ZM155 162H153V163H155ZM158 162H159V161H157V163H158ZM199 162H200V161H199ZM220 162H221V161H220ZM247 162H249L248 157H247ZM10 163H13V161H12V162L9 161V164H10ZM15 163H16V162H15ZM34 163H35V162H34ZM45 163H46V162H45ZM109 163H111V162H109ZM115 163H117V160L115 161ZM129 163H130V161H129ZM131 163H132V162H131ZM136 163H137V162H135V164H134V162H133L132 164H134V165L136 166V165L138 164V163H137V164H136ZM176 163H177V162H176ZM258 163H259V162H258ZM5 164H8V163L5 162ZM20 164H21V163H20ZM50 164H51V162H50ZM95 164H96V163H95ZM113 164H114V161H113ZM132 164H131V165H132ZM155 164H156V163H155ZM155 164H152V163H151V165H155ZM173 164H174V163H173ZM187 164H188V163H187ZM187 164H186V165H187ZM191 164H192V166L195 165L194 168H193V167H190ZM191 164H189V165H190V166H189V171H185V172H188L189 174H191V173H195L196 171H198V172H196L195 174H197V173L200 174V175H201V174H204V173H203V170H204L205 168L200 167V168H201V169H200V168L198 167V163H196V162H195L194 164H193V163H191ZM202 164H203V163H202ZM202 164H201V165H202ZM205 164H206V163H205ZM246 164H248V163H246ZM260 164H261V162H260ZM34 165H35V164H34ZM92 165H93V164H92ZM97 165H99V163H98ZM128 165H129V164H128ZM134 165H132V166H134ZM156 165H157V167H158V166H159V163L156 164ZM162 165H163V164H162ZM169 165H170V164H169ZM201 165H199V166H201ZM203 165H204V164H203ZM244 165H245V164H244ZM27 166H28V165H27ZM29 166H32V165H29ZM71 166H73V165L71 164ZM71 166H70V167H71ZM117 166H118V165H117ZM125 166H126V165H125ZM129 166H130V165H129ZM135 166L132 168V169H135L134 171H136V169H138V167H137L138 165L136 166V168H135ZM224 166H225V165H224ZM224 166H223V167H224ZM248 166H249V165H248ZM259 166H260V165H259ZM94 167H95V166H94ZM94 167H93V168H94ZM96 167H97V166H96ZM127 167H128V166H127ZM164 167H165V166H164ZM240 167H241V166H240ZM242 167H243V165H242ZM245 167H246V166H245ZM245 167H244V168H241V170L244 171V169H245L247 172H248V171H251V170H252V167H253V164H252V167H250V169H249V167H246V168H245ZM256 167H257V166H256ZM74 168H75V165H74ZM99 168H100V167H99ZM129 168H130V167H129ZM149 168H150V167H149ZM151 168H152V167H151ZM154 168H155V167H154ZM192 168H193V169H192ZM258 168H261V167H258ZM258 168H257V169H258ZM262 168L264 169L263 166H262ZM15 169H16V168H15ZM15 169H14V170H15ZM26 169H27V168H26ZM31 169H32V168H31ZM41 169H42V168H41ZM96 169H97V168H96ZM132 169H128V170H131V171H132ZM152 169H153V168H152ZM168 169H169V168H168ZM182 169H184V167H183ZM182 169H181V170H182ZM190 169H191L192 171H191ZM202 169H203V170H202ZM209 169H210V167H209ZM226 169H228V168H226ZM238 169H239V168H238ZM254 169H256V168H254ZM80 170H81V169H80ZM93 170H94V169H92V171H93ZM146 170H147V169H146ZM150 170H151V169H150ZM150 170L147 171V172H150ZM185 170H187V169H185ZM193 170H194V171L196 170V171L193 172ZM39 171H40V170H39ZM43 171H44V170H43ZM81 171H82V170H81ZM89 171H90V170H89ZM94 171H95V170H94ZM99 171H101V170H99ZM165 171L169 172L170 170H169V171H168V170H165ZM165 171H164V172H165ZM179 171H180V170H179ZM183 171H184V170H183ZM190 171H191V173H190ZM204 171H205V170H204ZM206 171H207L208 173H210V172L208 171V169H207ZM206 171H205V172H206ZM221 171H222V170H221ZM221 171H220V172H221ZM227 171H228V170H227ZM255 171H256V170H255ZM143 172H144V171H143ZM171 172H172V171H170L169 174H170ZM173 172H174V171H173ZM173 172H172L171 174H173ZM185 172H184V173H185ZM218 172H219V171H217V173H218ZM223 172H224V171H223ZM228 172H229V171H228ZM240 172H241V171H240ZM34 173H35V172H34ZM135 173H136V172H135ZM138 173H139V172H138ZM145 173H146V172H145ZM181 173H182V171H181ZM184 173H183V174H184ZM215 173H216V172H215ZM221 173H222V172H221ZM234 173H235V172H234ZM254 173H255V172H254ZM86 174H87V173H86ZM86 174H84V175H86ZM101 174H102V173H101ZM133 174H134V173H133ZM139 174H141V173H139ZM142 174H143V173H142ZM151 174H152V173H151ZM151 174H148V175H151ZM166 174H167V173H166ZM189 174H187V175H189ZM212 174H214V173H212ZM223 174H225V173H223ZM236 174H237V173H236ZM242 174H243L242 176H244V173H243V172H242ZM247 174H248V173H247ZM255 174H256V173H255ZM4 175H5V174H4ZM23 175H24V174H23ZM45 175H46V174H45ZM148 175H146V176H148ZM173 175H174V174H173ZM173 175H171V177H172ZM191 175H192V174H191ZM204 175H205V174H204ZM218 175H219V174H218ZM218 175H215V176L218 177ZM229 175H231V174L229 173ZM252 175H253V174H252ZM151 176H152V175H151ZM153 176H154V175H153ZM157 176H158V175H157ZM169 176H170V175H169ZM176 176H177V175H176ZM220 176H221V175H220ZM225 176H228V175H225ZM232 176H233V175H232ZM246 176H247V175H246ZM246 176H244V177H246ZM83 177H84V176H83ZM164 177H165V176H164ZM167 177H168V176H167ZM174 177H175V175H174ZM188 177H189V176H188ZM194 177H195V176H194ZM250 177L252 178L251 175H250ZM98 178H99V177H98ZM149 178H150V177H149ZM155 178H156V177H155ZM208 178H209V177H208ZM211 178H214V177H211ZM220 178H221V177H220ZM233 178H234V177H233ZM242 178H243V177H242ZM253 178L255 179V176H254ZM164 179H165V178H164ZM182 179H183V178H182ZM196 179H197V178H196ZM214 179H215V178H214ZM246 179H247V178H246ZM148 180H150V179H148ZM155 180H156V179H155ZM159 180H160V179H159ZM162 180H163V179H162ZM170 180H172V178H170ZM187 180H188V179H187ZM199 180H200V179H199ZM215 180H216V179H215ZM215 180H214V181H215ZM248 180H249V179H247V182H248ZM252 180H253V179H252ZM255 180H256V179H255ZM257 180H258V179H257ZM92 181H94V180H92ZM177 181H178V180H177ZM196 181H197V180H196ZM200 181H201V180H200ZM223 181H224V180H223ZM240 181H242V180H240ZM101 182H102V180H101ZM155 182H156V181H155ZM158 182H159V181H157L156 183L158 184ZM165 182H166V181H165ZM179 182H180V181H179ZM193 182H195V180H194ZM201 182H202V181H201ZM203 182H204V181H203ZM219 182H220V181H219ZM252 182H253V181H252ZM160 183L162 184V182H160ZM160 183L158 184V186L160 185ZM163 183H164V182H163ZM173 183H174V182H173ZM185 183H187V182H185ZM188 183H189V182H188ZM188 183H187V184H188ZM199 183H200V182H199ZM206 183L211 184V185H207V186H209V187L212 186V183H211V182H207V181H206ZM217 183H218V182H217ZM222 183H223V182H222ZM250 183H251V182H250ZM255 183H256V182H255ZM261 183H263V182H261ZM261 183H260V184H261ZM169 184H171L170 181H169ZM192 184H193V183H192ZM214 184H215V182H214ZM214 184H213V188L215 189V186L218 185V184H216V185H214ZM224 184H225V183H224ZM163 185H164V184H163ZM172 185H173V184H172ZM179 185H180V184H179ZM194 185H196V188L200 187V186H197V184H193V186H194ZM204 185H205V184H204ZM247 185H248V184H247ZM252 185L255 186V184H252ZM166 186H167V185H166ZM168 186H169V185H168ZM170 186H171V185H170ZM190 186H191V185H190ZM201 186H202V185H201ZM238 186H239V185H238ZM171 187H172V186H171ZM171 187H169V188H171ZM188 187H189V186H188ZM188 187H187V188H188ZM194 187H195V186H194ZM225 187H226V186H225ZM241 187H242V186H241ZM249 187H250V186H249ZM158 188H159V187H158ZM163 188H164V187H162V189H163ZM167 188H168V187H167ZM169 188H168V190H169ZM205 188H207L206 185H205ZM205 188L203 187V189H205ZM216 188H217V186H216ZM252 188H253V187H252ZM261 188H262V187H261ZM165 189H166V187H165ZM172 189H173V188H172ZM174 189H175V188H174ZM178 189H179V188H178ZM200 189H201V188H200ZM207 189H208L209 191L211 190V188H210V189L207 188ZM217 189H218V188H217ZM248 189H249V188H248ZM254 189H255V188H254ZM263 189H264V188H263ZM150 190H151V189H150ZM163 190H164V189H163ZM170 190H171V189H170ZM205 190H206V189H205ZM166 191H167V190H166ZM172 191H174V190H172ZM199 191L202 192L203 190H202V191L199 190ZM250 191H251V190H250ZM254 191H255V190H254ZM155 193H156V191H155ZM170 193H171V192H170ZM189 193H190V192H189ZM195 193H196V192H195ZM243 193H244V192H243ZM177 194H178V193H177ZM202 194H203V192H202ZM204 194H205V193H204ZM206 194H207V193H206ZM209 194H211V193H209ZM209 194H208V195H209ZM215 194H216V193H215ZM220 194H221V193H220ZM51 195H52V194H51ZM166 195H167V194H166ZM191 195H192V194H191ZM246 195H247V194H246ZM262 195H264V194H262ZM170 196H171V195H170ZM217 196H218V195H217ZM217 196H215V198H217ZM243 196H244V195H243ZM243 196H242V197H243ZM50 197H52V196H50ZM113 197H114V196H113ZM163 197H164V196H163ZM163 197H162V198H163ZM191 197H192V196H191ZM229 197H230V196H229ZM229 197H227V198H229ZM114 198H115V199H118V198H116V197H114ZM166 198H167V196H166ZM166 198H165V199H166ZM170 198H171V197H170ZM173 198H174V196H173ZM175 198H176V197H175ZM185 198H186V197H185ZM189 198H190V197H189ZM189 198H188V199H189ZM212 198H213V197H212ZM212 198H211V199H212ZM159 199H160V198H159ZM165 199H164V200H165ZM193 199H195V198H193ZM193 199H192V200H193ZM49 200H50V199H49ZM118 200H119V199H118ZM164 200H163V201H164ZM200 200H201V199H200ZM214 200H215V199H214ZM218 200H221V199L218 198ZM242 200H243V199H242ZM50 201H52V200H50ZM103 201H104V200H103ZM165 201H166V200H165ZM170 201H173V200H170ZM205 201H206V200H205ZM216 201H217V200H216ZM216 201H215V202H216ZM243 201L245 202V200H243ZM248 201H249V200H248ZM52 202H53V201H52ZM52 202H51V203H52ZM134 202H135V201H134ZM134 202H133V203H134ZM157 202H159V201H157ZM182 202H183V201H182ZM195 202H197V200H196ZM215 202H214V203H215ZM220 202H221V201H220ZM223 202H224V201H223ZM235 202H236V201H235ZM136 203H137V202H136ZM165 203H166V202H165ZM169 203H170V202H169ZM190 203H191V202H190ZM193 203H194V202H193ZM217 203H218V202H217ZM232 203H234V202H232ZM245 203H246V202H245ZM263 203H264V202H263ZM162 204H163V203H162ZM167 204H168V203H167ZM181 204H182V203H181ZM220 204H221V203H220ZM240 204L243 205V203H240ZM258 204H259V203H258ZM129 205H130V204H129ZM183 205H184V204H183ZM189 205H190V204H189ZM193 205H194V204H193ZM196 205H197V204H196ZM199 205H200V204H199ZM199 205H198V206H199ZM201 205H202V204H201ZM206 205H207V204H206ZM206 205H204V206H206ZM226 205L228 206V203H227ZM252 205H253V203H252ZM131 206H132V205H130V207H129V206H128V207H129L130 209H132L133 207L131 208ZM135 206H136V205H134V207H135ZM180 206H181V205H180ZM186 206H187V205H186ZM232 206H233V205H232ZM234 206H236V205H234ZM238 206H239V205H238ZM245 206H246V205H245ZM128 207H127V208H128ZM155 207H156V205H155ZM161 207H162V206H161ZM161 207H160V208H161ZM181 207H182V206H181ZM187 207H188V206H187ZM187 207H186V208H187ZM202 207H203V206H202ZM222 207H223V206H222ZM224 207H225V205H224ZM240 207H241V206H240ZM252 207H253V206H252ZM129 208H128V209H129ZM182 208H183V207H182ZM188 208H189V207H188ZM200 208H201V207H200ZM205 208H206V207H205ZM233 208H234V207H233ZM250 208H251V207H250ZM253 208H254V207H253ZM256 208H257V206H256ZM176 209H177V208H176ZM215 209H216V208H215ZM219 209H220V208H219ZM248 209H249V208H248ZM258 209H259V207H258ZM258 209H257V210H258ZM132 210L134 211L135 209L133 208ZM177 210H178V209H177ZM187 210H188V209H187ZM187 210H186V211H187ZM208 210H209V209H208ZM221 210H222V209H221ZM221 210H220V211H221ZM238 210H239V209H238ZM241 210H242V209H241ZM261 210H262V209H261ZM184 211H185V210H184ZM201 211H202L203 214L206 213L204 209L201 210ZM222 211H223V210H222ZM127 212H128V211H127ZM129 212H130V210H129ZM129 212H128V213H129ZM138 212H139V211H138ZM179 212H180V211H179ZM198 212H199V211H198ZM218 212H219V211H218ZM243 212H244V211H242V213H243ZM259 212H260V211H259ZM259 212H257V213H259ZM153 213H154V212H153ZM182 213H183V212H182ZM202 213H201V214H202ZM208 213H211V212H208ZM237 213H240V212H237ZM262 213H263V212H262ZM129 214H131V213H129ZM129 214H128V215H129ZM151 214H152V213H151ZM165 214H166V213H165ZM184 214H186V213L184 212ZM225 214H226V213H225ZM247 214H248V213H247ZM168 215L171 216V214H168ZM190 215H193V214H190ZM194 215H195V214H194ZM194 215H193L192 218H195V217L197 216V215H196V216L194 217ZM198 215H199V214H198ZM207 215H208V214H207ZM218 215H219V214H218ZM221 215H222V214H221ZM221 215H220V216H221ZM223 215H224V214H223ZM227 215H228V214H227ZM239 215H240V214H239ZM261 215H262V214H261ZM182 216H183V215H182ZM200 216H201V215H200ZM220 216H219V218H220ZM234 216H235V215H234ZM252 216H253V215H252ZM161 217H162V216H161ZM161 217H159V218H161ZM167 217H168V216H167ZM173 217H174V216H173ZM177 217H178V216H177ZM187 217H188V215H187ZM190 217H191V216H190ZM201 217H202V216H201ZM232 217H233V215H232ZM139 218H140V217H139ZM159 218H156V219H159ZM165 218H166V217H165ZM170 218H171V217H170ZM178 218H179V217H178ZM216 218H217V217H216ZM219 218H218V219H219ZM234 218H236V217H234ZM188 219H189V218H188ZM195 219H196V218H195ZM195 219H194V220H195ZM202 219H204V218H202ZM250 219H251V218H250ZM153 220H155V219H153ZM153 220H152V222H153ZM160 220H161V219H160ZM160 220H157V222H161ZM176 220H177V219H176ZM204 220H205V219H204ZM216 220H217V219H216ZM254 220H255V219H254ZM259 220H260V219H259ZM135 221H136V220H135ZM143 221H145V220H143ZM189 221H190V220H189ZM196 221H197V219H196ZM208 221H209V220H208ZM220 221H221V219H220ZM231 221H232V220H231ZM236 221H237V220H236ZM240 221H241V220H240ZM252 221H253V220H252ZM149 222H150V221H149ZM157 222H156V223H157ZM191 222L194 223L193 221H191ZM198 222H199V221H198ZM237 222H238V221H237ZM237 222H236V223H237ZM132 223H134V222H132ZM164 223H165V222H164ZM171 223H173V222H171ZM227 223H228V222H227ZM232 223H233V222H232ZM238 223H239V222H238ZM158 224H159V223H158ZM174 224H175V223H173L172 225H174ZM196 224H197V223H196ZM224 224H226V223H224ZM246 224H247V223H246ZM132 225H133V224H132ZM135 225H136V224H135ZM144 225H148V223H147V224L145 223ZM152 225H153V224H152ZM156 225H157V224H156ZM170 225H171V224H170ZM170 225H168V227H169ZM221 225H222V224H221ZM240 225H241V223H240ZM138 226H139V225H138ZM158 226H159V225H158ZM197 226H198V225H197ZM222 226H223V225H222ZM237 226H239V225H237ZM244 226H245V225H244ZM0 227H1V226H0ZM140 227H141V226H140ZM152 227H154V226H152ZM191 227H192V226H191ZM195 227H196V226H195ZM228 227H229V225H228ZM230 227H231V226H230ZM230 227H229V228H230ZM241 227H242V226H241ZM138 228H139V227H138ZM156 228H157V226H156ZM160 228H161V227H160ZM234 228H235V227H234ZM237 228H238V227H237ZM252 228H255V226H253ZM157 229H158V228H157ZM164 229H165V228H164ZM175 229H177V228L175 227ZM187 229H188V228H187ZM215 229H216V228H215ZM222 229H223V227H222ZM240 229H242V228H240ZM245 229H248V227L244 228V230H245ZM255 229H257V228H255ZM259 229H260V228H259ZM259 229H257V231H258ZM151 230H152V229H151ZM188 230H189V229H188ZM206 230H207V229H206ZM253 230H254V229H253ZM180 231H181V230H180ZM182 231H183V230H182ZM192 231H193V230H192ZM229 231H231V230H229ZM235 231H236V230H235ZM239 231H240V230H239ZM247 231H248V230H247ZM251 231H252V230H251ZM262 231H263V230H262ZM197 232H198V231H197ZM200 232H201V231H200ZM214 232H215V231H214ZM240 232H241V231H240ZM244 232H246V231H244ZM249 232H250V231H249ZM258 232L261 233V231H258ZM258 232H257V233H258ZM172 233H173V231H172ZM188 233H189V232H188ZM188 233H187V236L189 237ZM194 233H195V231H194ZM211 233H212V230H211ZM211 233H210V235H211ZM222 233H223V230H222ZM229 233H230V232H229ZM236 233L239 234V232H236ZM257 233H256V237L259 236V234L257 235ZM165 234H166V233H165ZM169 234H170V233H169ZM178 234H180V233H178ZM216 234H217V233H216ZM225 234H227V233H225ZM174 235H177V234H173V236H174ZM184 235H185V234H184ZM197 235H200V234H197ZM229 235H230V234H229ZM235 235H236V234H235ZM243 235H244V234H243ZM248 235L250 236V234H248ZM248 235L246 234V236H248ZM262 235H263V234H262ZM168 236H169V235H168ZM178 236H179V235H178ZM187 236H186V237H187ZM211 236H212V235H211ZM214 236H215V234H214ZM225 236H226V235H225ZM239 236H240V235H239ZM239 236H238V237H239ZM252 236L254 237L253 233H252ZM194 237H195V236H194ZM205 237H206V236H205ZM223 237H224V236H223ZM232 237H234L233 234H232ZM256 237H255V239H257ZM199 238H200V237H199ZM199 238H198V240H199ZM240 238H241V237H240ZM248 238H249V237H248ZM263 238H264V237H263ZM182 239H183V238H182ZM193 239H194V238H193ZM216 239H217V238H216ZM216 239H215V240H216ZM224 239H225V238H224ZM242 239H243V238H242ZM249 239H250V238H249ZM4 240H5V239H4ZM184 240H185V239H184ZM196 240H197V239H196ZM196 240H195V241H196ZM211 240H212V239H211ZM230 240H231V239H230ZM238 240H239V239H238ZM250 240H251V239H250ZM5 241H7V240H5ZM178 241H179V240H178ZM192 241H193V240H192ZM199 241H200V240H199ZM216 241H217V240H216ZM223 241H224V240H223ZM232 241H233V240H232ZM244 241H245V239H244ZM246 241H247V240H246ZM149 242H151V241H149ZM185 242H186V241H185ZM224 242H225V241H224ZM228 242H229V241H228ZM234 242H235V240H234ZM241 242H242V241H241ZM263 242H264V241H263ZM6 243H7V242H6ZM9 243H11V241H10ZM232 243H233V242H232ZM151 244H152V243H151ZM153 244H154V243H153ZM153 244H152V245H153ZM225 244H226V243H225ZM149 245H150V243H149ZM8 246H9V245H8ZM154 246H156V245L154 244ZM154 246H153V247H154ZM213 246H214V245H213ZM248 246H249V245H248ZM208 247H209V246H208ZM224 247H225V246H224ZM25 248H26V246H25ZM209 248H211V247H209ZM252 248H253V247H252ZM216 249H217V247H216ZM223 249H225V248H223ZM169 250H170V249H169ZM147 251H148V250H147ZM173 251H175V250H173ZM222 251H223V250H222ZM145 252H146V251H145ZM210 252H211V251H210ZM213 252H214V251H213ZM218 252H219V251H218ZM225 252H226V251H225ZM99 253H101V252H99ZM175 253H177V252H175ZM199 253H200V252H199ZM254 253H255V252H254ZM102 254H104V253H102ZM102 254H101V255H102ZM107 254H108V253H107ZM110 254H111V253H110ZM113 254H114V253H113ZM177 254H178V253H177ZM207 254H208V253H207ZM209 254H210V253H209ZM242 254H243V253H242ZM114 255H115V254H114ZM168 255H169V254H168ZM190 255H191V254H190ZM228 256H229V254H228ZM237 256H239V255H237ZM242 256H243V255H242ZM254 256L256 257L257 254L255 253ZM165 257H166V256H165ZM101 258H102V256H101ZM122 258H123V257H122ZM185 258H186V256H185ZM227 258H228V257H227ZM237 258H238V257H237ZM247 258H248V257H247ZM257 258H258V257H257ZM257 258H256V259H257ZM99 259H100V258H99ZM106 259H107V258H106ZM167 259H168V258H167ZM201 259H202V258H201ZM203 259H204V258H203ZM259 259H260V262H261V258H258V260H259ZM64 260H65V259H64ZM128 260H129V259H128ZM169 260H170V259H169ZM185 260H186V259H185ZM195 260H196V259H195ZM228 260H229V259H228ZM228 260H227V263H228ZM65 261H66V260H65ZM68 261H69V260H67V262H68ZM109 261H110V260H109ZM130 261H131V260H130ZM170 261H171V260H170ZM177 261H178V260H177ZM182 261H183V260H182ZM238 261H239V260H238ZM240 261H241V259H240ZM131 262H132V261H131ZM186 262H187V261H186ZM196 262H197V261H196ZM224 262H225V261H224ZM257 262H258V261H257ZM257 262L255 261V264H256ZM260 262H259V263H260ZM65 263H66V262H65ZM105 263H107V262H105ZM109 263H110V262H109ZM112 263H113V262H112ZM127 263H128V262H127ZM163 263H164V262H163ZM171 263H172V262H171ZM173 263H174V262H173ZM197 263H198V262H197ZM214 263H215V262H214ZM240 263H241V262H240ZM242 263H243V262H242ZM246 263H247V262H246ZM63 264H64V263H63ZM67 264H68V263H67ZM121 264H122V263H121ZM131 264H133V263H131ZM135 264H136V263H135ZM164 264H165V263H164ZM168 264H170V263H168ZM207 264H208V263H207Z\"/></svg>",
    "mask_w": 264,
    "mask_h": 264
}]
</instances>
